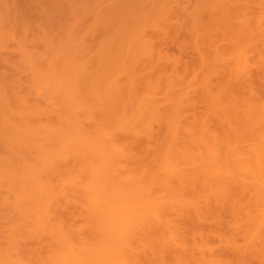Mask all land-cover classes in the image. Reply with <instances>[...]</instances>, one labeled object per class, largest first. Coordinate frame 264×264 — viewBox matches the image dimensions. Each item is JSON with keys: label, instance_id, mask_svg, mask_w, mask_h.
<instances>
[{"label": "rangeland", "instance_id": "1", "mask_svg": "<svg viewBox=\"0 0 264 264\" xmlns=\"http://www.w3.org/2000/svg\"><path fill=\"white\" fill-rule=\"evenodd\" d=\"M102 1H104V0H102ZM113 1L114 0H109V1L106 0L105 4H108V3L113 2ZM176 1H180L179 2L180 3L179 6L181 5L184 8H189V6H190L188 4V1L186 2L185 0H165L166 3L171 5L170 7H175L176 6ZM197 1L195 0L196 3H197ZM239 1H241L244 4L242 5L241 2H240V4H238ZM66 2H69V3L73 4V6H74L72 8V12H71L72 14H71V17H70L69 21H67V22L55 21V23L53 25H51L52 26L51 29H48V27L46 28V30H45V28L44 29H40L39 31H41V33H38V31H37V32H32V33L26 34V35L15 34V36L13 35L14 36L13 39H12V37L11 38L8 37L7 39L5 38V40H3L4 42L0 41L1 42V44H0L1 45V47H0V51L1 52L0 53H1V56L4 57V58H1V61L4 60V61H2L4 63V65H3V63L0 64V75H1V77L2 76H7V78L9 79V81H6V84L9 82L8 83L9 85H7L6 89H5L6 90L5 93L7 92V94H6L7 97H6L5 102L0 101V103H1L0 106H4V108L7 109V110L6 109H4V110L7 111L8 116H9V113H10L9 120L12 121L14 123V125L15 124H20L18 126L22 127V124H26V127H27V123H28L29 124L28 126L30 128H32V130H34L33 133L31 132V134L30 133L28 134V132L26 134L25 133L19 134V135H21L22 138L24 137L27 140H28V138H29V140L33 139V140H36L37 143L40 142L41 144L44 143V146H42L43 148L41 146L37 145L39 148L41 147V149L38 148V150H39L38 152H41L40 154L35 151V153H37L36 156H35L34 155L35 153L34 154L32 153L34 151L31 152L32 149H30L29 152L33 154L32 155L33 158L34 157L39 158V157H37L38 154L40 156H42V154H43V157H41V159L39 158V161H37L38 159L34 160L35 158L31 159L32 161L34 160L35 162L36 161L38 162V163L36 162V164L34 166L39 164V162L41 163L39 166L37 165V167H36V169L38 170L39 175L41 177H38V176H35V177H36L37 180H39L41 182L45 181V184H47L48 181H52L53 180L52 181V185H53L52 188H54L55 191H52L53 189L49 190V191L44 189V190H41L39 194H37L39 188L37 190H35V191H32L33 192V196H31V197L35 196V198H37V199H33V200L38 201L37 204L34 203V206L37 205V206H39V208L42 205L44 206L46 204V202L45 201H41L40 202V198H42V196L43 197L45 196L44 200H47L48 196H49V198H50L49 201L54 202L59 207V208H57L58 210H55V211H57L56 212V217L57 218H55L54 217L55 216L54 215L55 214L54 213V208H56V206L53 205L52 203H51L52 205L50 204L51 206L49 205V207L53 208L52 211L49 208L50 209L49 211L53 212V215L51 216V219H53V220L56 219L55 221L56 222L58 221V224L61 223V225H63L65 223L64 224L65 226L64 225L63 226L65 228H67V231L69 229L72 230V231L69 230L67 232L66 229H65V232H67V233L71 232L69 234L70 237L72 236L73 239L77 238V240H79L77 242L78 244L81 243L80 245H82V244H85L87 246L90 245L89 248L91 247L90 248L91 250H92V248L95 250L96 247H97V249L99 248V243L102 242V238H103L102 237L103 236V232H102L103 230H101L102 228L98 224V223H100V225H101V222L98 220V218H96L99 215L96 214L95 211L91 208L89 201H87V203H85L87 199L86 200L83 199V200H85V202H83L82 199L80 200L81 202L79 201L80 197H83V196H81L79 194H82V195L84 194V190H86V187H87L86 184L89 185L90 181H91V179H90L91 177L87 178V176H86L87 174H84V170H82L84 168L83 166L87 165L89 167V169L90 168L93 169L94 166L91 167V165H89L90 164L89 162H87V161L85 162V160L83 161L82 156L79 155V152H81V151L77 150V149H79V147H77V146H76L77 148H69V150L72 151V153H70V152L69 153L70 154H74V155L76 154V155L75 156L73 155L74 157L72 155H69L70 157H73L72 158V162H74V163H72L70 160L69 161L72 163V165H75V166H72L69 161H68V163L70 165L68 166V163L64 160L65 158H67V156L64 159L62 157H60L59 156V152L60 151H58L60 148L59 149H57V148L58 147H62L61 143L59 142V141H61L60 140L61 139L60 135L68 134V136L71 135V136L76 137L77 136L76 135L77 134L76 133L77 132V127L79 128V126L83 127V131H82L81 134H83V135L86 134L87 135L89 133V131L92 129L91 125L92 126L94 125L93 126V128H94L93 130L94 131L93 130L92 131L95 134L94 135H90L91 138L92 139H94V138L96 139V138H99V136H101L100 135L101 132L98 134L95 131L97 129L95 127V124H92V122L87 121V119L88 120L93 119V118H86L87 117L86 115H88L87 110H86V112H87L86 114L83 113V115H85V118H83V115L81 116L82 113H80V111H79L80 109H79L78 106L75 107L74 109L72 108L73 104H75V102L73 104H71L69 102L70 97H73L76 100L78 99V101L80 99H82V101L85 100V99L89 100V98H90V100L91 99H95L94 97H92V95H93L94 87H97L98 84H97V86L95 84L94 87H92L93 85L91 86V88H93V90H91V92H90V94H92L91 97H90L89 96L90 94L86 96L87 92H85V94H83L82 91L78 90L77 93H75L76 92L74 90L75 87L73 88V90L75 92L72 91V95H69V92L65 91L67 88L66 89L62 88V90L60 88V90L58 89V91H56V89L54 90V87H50L49 84H43V82H40V86L43 85L42 87L37 86V88H36L35 85L37 83L33 82V80L35 81L39 76H41L42 73H43L42 75H44V77L45 76L46 77L49 76L48 72H49L50 66L52 64L54 65L55 68L56 67L58 68V70H56L58 72H60V70L62 71V69H64V68L66 69V67H67L66 70H68V72L71 73V75L73 73L76 74L77 70H81V69L84 72L86 70V66L89 65V67H87V69L88 70L91 69L89 71H91L90 74H92V72H96V71H93V70H97V69H94V68H97L96 65H98V68L101 66V65L99 66V60H101V59H99V60H97V59L99 57L101 58L103 55H104L103 57H106L105 56L106 55L105 52H106V49L108 47L107 45L109 44L108 41H107L108 39L106 37H103L104 35H101V34L97 35V34H93V33L90 32L91 29H95V27H97V26L99 27L100 25H103L105 23L104 19H98V18L94 19L93 16H91V14L89 13L90 12V8L92 7V4L96 3L97 1L96 0H66ZM190 2H191L190 3L191 5L193 3H195V2H193V0H191ZM230 2L232 4L234 2H237V4H235V5H238V6L241 5L240 8L238 7L239 8L237 10L238 13H236V11H235L236 16L238 14V18L236 17L235 20L238 19V21H236V22L233 21V23L235 22L236 27L239 26L237 29H240V32L242 31V33H240V37L239 38H241L244 35L242 37V39L243 38L244 39H243V42H241V43L238 42V44H239L238 46L236 45L235 47H233V45H232L230 47V50L232 52L229 51L228 62H227L228 66L226 68H225V65H224L222 67L220 66V67L215 68L213 70L209 69L210 68L209 67L208 70H210L209 73L210 72H215L217 75L224 74L225 70L226 71H231L230 74H225V78H226L225 80L229 81L233 86H237V83L240 82L239 88L236 89V92L234 94L235 96L231 95L229 97L228 94L226 95L224 93L222 97L217 96V98H219L218 101H217L216 97L214 98V97L211 96V95H213L211 92L210 93L209 92L205 93V90L203 88H201L202 83H204V81H202L200 77H204L203 80H205V78H207L209 76V74L207 72H205L206 68H204V67H202L203 69L200 67L203 70V71L201 70L202 71V75H203V76H201V72L199 73L200 70L199 71L197 70V68L199 69V67H197V65L195 66V68H193L194 66L192 67L194 70H192V68L189 67L190 68L189 70L187 69V71H184L185 66L183 67V65H181L183 63H181V64L179 63L180 66H178V67L180 69L179 68L177 69V66H176V69L178 70V72H180V73H178L179 75L169 76L170 75L169 73H171V71L173 69H169L168 71L166 70V72H165V70L159 69L161 66H159L158 64H154L153 63L155 65V68H156V65L158 66V68L156 70H154L155 71L154 72L153 71L154 67H152L153 69H150L151 66L150 67L147 66V65L145 66V63H144L145 61H146V63L148 61L151 64V62L149 61L150 58H151L150 53L151 52L153 53L154 50L157 51L158 49L162 50L163 53L166 52V54H167V56H168V58H169V60L171 62L174 61V58H177V57L180 58L182 56H183V58L185 57V54L182 53V51H180L179 48H177V47H172V48L168 47L167 48V47L161 45V42H160V39H159V36H161L164 33V27L167 28L170 25H172L171 27H173V26H175L176 23L178 24V21L175 20V18L170 19L171 20L170 23H168L167 20H165L166 22H164L163 21L164 19L162 20V19H158V18H156V19L155 18H151V20H148V22H146V21L142 22L144 24H141V27L145 26L147 28V34H146V36H144L143 40L141 39V41H140V37H137L138 39L135 38V40H133V41H135V42H133V44L135 45V51L132 54L134 56V58H133V61H132L131 65H129V68L128 69L125 68L126 69L125 72H127V70H128L127 73H129V74L127 75V73H126L127 76H125V74L122 75V76L118 75L119 76L118 78H121L120 80H122L124 82L127 81V80L129 81V79H130L129 77H131V76L133 77L134 76L133 78H134L135 82L137 83L136 98L139 97V96H142V95L146 96V94L151 93V94H149L150 96H152L151 100H152V98L153 99L163 100L166 97H164L163 94L161 95V90H162V92L166 90L165 92H163L166 96L167 95H171V94L175 95L176 93L184 92L183 90H185L186 87L189 86L186 89V90L189 89L187 92L190 93V94L187 93L189 95V96H187V97H189V100H188L189 103L188 104L190 105L189 106L187 104L188 107H189V109L187 108V110H188V113H187L188 117L186 118L187 120L184 119L185 121H183V120L181 122L178 121L180 123H183L182 125L180 124V126H178L180 129L178 127H176V124H177L176 120H175L176 122H173L174 125L172 123H170V122L173 121V120L170 121V119H169L170 122L167 121V120H164V121L162 120L163 122H161V119H160V121L158 120L159 122L154 121V122L151 123V121H150L149 127L152 128L151 130H153L152 132H154L153 133L154 136L156 135L155 136L156 140H154L153 135H152V137H150L148 139H150V140L153 139L154 142H159V141L161 142L162 140H165L164 142L167 141L166 144L170 145L171 147H172V145H174V147H175V145H177V144H180L181 146L183 144V146L185 148L183 146H182L183 148L182 147L179 148L180 146L178 147V145H177L178 148H175V150H174L173 149L174 147L171 148L169 146L170 149L168 148V151H164V152H169L170 153L171 150L172 151L174 150V152H171L173 156H169V157H171L173 159L174 163H172V161H171V163H172V165L175 164L173 166L176 167V168H177V165H178V163H176V162H180L179 160H181V162L184 163L185 162L184 158H186V160H187V156L189 158H193L194 155L196 156V157L194 156L195 159H192V160H190L188 158L189 162L186 161V163H188V164L190 163L189 165L188 164L187 165L186 164L183 165L180 162L181 164L179 163V165H178L179 168L177 169V171L175 170L176 172H178V171H180V172L182 171L183 172V171L186 170L185 172L187 174H189V176L187 174H186V176H184V177H186L185 178L186 180L183 179L184 182H185L184 184L182 183L183 180L180 183V180L183 177L178 178L177 177L178 175L175 174V175H173V176H175L174 177L175 180H177V181H175L174 178L171 179L170 177H167V176H171V175H168L169 174L168 170L166 172L167 167H165V166L162 167L161 166L162 170H160V167H159V169L157 170L158 173H160V174L163 173L162 176H161V180H164L165 179L164 176L167 175L166 177H167L168 180L165 179L164 182L166 180L169 181L170 179L172 181L176 182V184H172V181H170V184L167 183V186H168L167 190H170L169 191L170 193L168 192L170 194L169 196H171L174 199L173 200V202H174V207L173 208H178V207H176V202L178 201L177 203L179 205V202H181V199H182V201L184 199V201L187 202V203L183 202L187 206L182 204V203H180L182 207L179 206L181 208H179L178 211L175 209L177 213H174V214H172V212H173L172 210L166 209L164 211L163 215H161L160 218H155L154 217L155 220L157 219L158 222L152 220V219H154L152 217V215H150L152 217V219H151V217L150 218L147 217L149 215L145 214V215H147L146 217H144L146 219L145 221H147V224H148V222L152 221L151 225H150V223H149L148 226H146L147 224L144 225V226L141 224L143 226V230H144V228H146L144 233H142L143 230H142L141 225L139 227H137L135 230L132 231V232H134V234H137L135 232H138L139 236H136V239L134 238L135 235L133 237H131V238H134V239H132L131 245H129V246H128L127 242H129L130 240L126 241L127 245L126 244H124V245H126L128 247L125 246L126 247L125 248L124 245L122 246V247H124L126 249L125 250L126 252L125 251L123 252L124 248L123 249L120 248L122 250V253L123 254L125 253L124 256L126 258L122 256L123 255L122 253H121L122 255H119L120 254L119 253L118 254L119 263H121V262L125 263L126 262L127 264H132V263L133 264H195V262H196V264H203V263L208 264L209 259H211L209 261V263L213 262L212 264H221V262H222V264L223 263L224 264H264V251H263V249H264V246H263L264 245V238H262L264 236V233L262 234V232L264 230V227H262L261 225H257V223H262V222H260V221H262L261 220L262 216L260 214L261 210H259V208L261 209L260 204H258L259 203V199L255 195L256 193L253 192L254 188H252V186L254 184L250 183L251 187H248L245 184L247 186V188H245V186H243L244 183H246V182L243 183V182L240 181V180H242V179H240L242 174L240 173L241 174L240 175L239 172H238V170H240V169L235 168L236 166H235L234 159H233L234 158L233 156H236L237 160H240V161H241V159H238L239 157H242L243 159H245V158L248 159L247 158L248 154H250V152H252L251 153L252 154L251 158H252V161H253V157H256V155H258L259 152H260V156L258 155L257 157H261L260 159H262V161L261 160L260 161L262 162V164H264L263 163L264 154H263V157H262L261 156L262 153H261V151H259V150H261L263 148V145H264V143L261 144L262 142H264V138H263L264 137L263 136L264 135V125H263L264 122L262 124V121H264V95H263L264 94V88H263L264 87V79L261 78V76L263 77V75H264V72H263L264 71V0H230ZM230 2H229V4H230ZM182 3H184V4H182ZM196 3H195V5H196ZM4 4L5 3L3 2L2 6H0V13L3 12L2 9L5 8V10H6L7 8L11 7L10 3H7L5 5ZM185 4H188V6L185 5ZM3 5H4V7H3ZM179 6H178V8H179ZM192 7H195L194 4L192 5ZM241 7H243L244 9L242 10ZM178 8H176V10H178ZM190 9H191V7H190ZM240 9H241V11H239ZM5 10L2 13V15L6 14ZM6 12H7V10H6ZM2 15H0V16H2ZM185 19H186L185 23L188 22V24H189L190 23L189 19L187 17ZM162 21H163V23H162ZM182 21H183V18H182ZM185 23H184V25H188V24H185ZM179 24H181V20H179ZM238 24H240V25H238ZM240 27L243 28V29H241ZM147 35H148V37H147ZM179 35H180V36H178L179 40L182 43H186L187 44V41L189 43L193 41V40H191L192 36L190 37L189 35H187V37L185 38L184 37L185 35H183V34H179ZM245 35L247 36V38L245 37ZM248 37L251 38V39L249 40ZM252 37H253V39H252ZM149 38L152 40V42L155 41V45H157V46L154 45V48L151 47L152 50H153V51L151 50V52H150V49H148V44H147L148 42H146V40H145V39L150 40ZM127 39H125V41ZM242 39H240V40L242 41ZM238 40L239 39H237V41ZM251 40H253V42ZM261 40H263V41H261ZM142 41H144V42H142ZM257 41L260 42L258 44H260L261 46H258ZM5 42H7L6 43L7 46L6 45L4 46ZM116 42H118V41H116ZM2 43H3V46H2ZM145 44H147V45H145ZM234 44H236V43H234ZM187 45L189 47L190 44H187ZM258 47H260V48H258ZM104 48H105V51H104V54H102ZM5 51H6V53H5ZM145 51H146V53H145ZM148 52H149V54H148ZM163 53H162V55H163ZM7 54H8V56H7ZM190 55L192 56L193 52H191ZM194 55L196 56V54H194ZM148 57H149V59H148ZM5 58H6L7 61H5ZM143 60H145V61L143 62ZM47 62H49V63H47ZM50 62H52V63H50ZM167 62H168V60H167ZM47 64H49V65H47ZM120 64L117 63V67L116 68H118L119 67L118 65H120ZM150 64H148V65H150ZM84 65H86L85 69H84ZM104 65L107 66V64H104ZM104 65H102V66L104 67ZM122 65H123V63H122ZM110 66H112V64ZM110 66H109V68L105 67L106 69L102 68L103 71H102V69L100 70L101 75L104 74V71H106V70L108 71L109 70L108 72L106 71L107 73L105 72V74H104L105 76L103 75V78L105 77L104 79H106L107 75H109L110 77L111 76L114 77L117 73L120 74L121 73L120 71H123L121 69L122 68L121 66H120L121 68H119V69L114 68L115 67L114 64H113L112 67H110ZM47 67H49V68H47ZM235 67H237V68H235ZM113 68L116 69V71H118V72H115V70ZM110 69H113L114 71L111 70L112 71L111 72ZM204 69H205V71H204ZM88 70H86L84 73L85 74H89ZM243 70H248V73L246 75L249 74V76H250L251 73L253 74L252 77L254 79V85H255L253 87V89H254L253 92L256 90L255 92H257V93L254 92V93L251 94L250 91L247 89V87H245L247 85L246 84L247 80H246V78H244L246 80V81H244L243 77H247V76H245V75L242 76V74L245 73V71H243ZM56 71L54 70L53 74L57 73ZM151 71H152L151 75H153V77L148 75ZM156 71H157V74H158V75L156 74L157 76L155 75ZM174 71H175V69H174ZM81 72L82 71H78L77 72L78 75L84 74L83 72L82 73ZM125 72L123 71V73H125ZM160 72H162V74L160 75L161 78H158ZM203 72H204V74H203ZM249 72H251V73H249ZM123 73H121V74H123ZM165 73L168 75V76L166 75L167 78L165 77ZM175 73H176V71L174 73L172 72V74H175ZM75 74H73V75H75ZM94 74L96 75L97 73H94ZM197 74L200 75V76L198 77ZM207 74H208V76H207ZM56 75H58V73ZM56 75H53L52 77L55 78ZM101 75L99 74L98 76H101ZM20 76L22 78H20ZM59 76H57V78H59ZM87 76H89V75H87ZM109 76L107 77V79L109 78ZM239 76L241 77V79H240ZM74 77H76V76H74ZM150 77H151V80H150ZM71 78H73V76ZM103 78H101V83L104 82ZM211 78H213L214 81H217L216 78H218V77L214 76V77H211ZM45 79L46 78H44V80ZM47 79H48V77H47ZM91 79H90V82L94 81V78L92 80ZM95 79L97 80V79H99V77L98 78L96 77ZM107 79L105 81H107V83H108L109 80H107ZM238 79H240V80H238ZM21 80H23V81H21ZM50 80L52 81L53 79H50ZM59 80H61V79L59 78ZM48 81H49V79H48ZM55 81L56 80H54L53 82L55 83ZM61 81H63V80H61ZM98 81L100 82V80H97L96 82H98ZM151 81L153 82V86L155 85L154 88L151 85H149V84H152ZM174 81L176 82L177 86H174L173 89H177L179 91L171 90L172 89V87H171L172 85H170V87L168 86L170 83L174 84L175 83ZM38 82H39V80H38ZM255 82H257V83H255ZM12 83H14V84H12ZM32 83H35V84H32ZM59 83H61V82H58V84ZM105 83L106 82L103 83V87H102L104 89H105V87H104ZM157 85H159V87H162V88H159L160 90H158V86ZM44 86L47 87V89L44 88ZM100 86H102V85L99 83L98 88ZM150 86H151V89H150ZM98 88L97 89L95 88L96 89L95 91L101 89V87H100V89H98ZM152 88L156 89L155 92H154V90ZM104 89H103V91H104ZM87 90H90V88H87ZM150 90H151V92H150ZM167 90H169V92H167ZM170 90L174 91V93H170ZM239 91H240V94H239ZM107 92L108 91H106V93ZM103 93H105V91ZM207 94H208V96H206ZM214 94H215V92H214ZM150 96H148V95L146 96V97H148L147 100L150 98ZM253 96H254V98H253ZM258 96H260V97L257 98ZM262 96H263V98H262ZM76 97H78V98H76ZM87 97H89V98H87ZM169 97H171V96H169ZM208 97H210V98H208ZM141 98H144V97H140L138 99H141ZM213 98H214V100H213ZM258 99L260 100L261 103L256 101ZM82 101L80 100V102H81L80 104L77 103L81 107V109L83 108L82 104L85 105L84 102H86V101H83V102ZM92 101H90V102L88 101L89 103H86V104L89 105L87 107H90L91 105H92L91 106L92 108L95 107L93 105L95 102H92ZM95 104H96V107H97V103H95ZM246 108H248L247 109L248 111H246ZM241 109L245 110V113L247 112L245 117L243 116V115H245V113H244V111L242 112ZM9 110H11V112H8ZM14 110L16 111V114H15L16 116L15 117L11 116L12 112H13V114L15 113ZM76 111H79V113H80V114H78V112H77V114L80 115V117L79 116L78 117L82 118V121H81L82 124L80 123V120L77 117V115H75ZM150 111H152V110H150ZM150 111L148 110L147 112L150 113V114L152 113L151 115H153L154 112H150ZM23 112L25 113V114H22L24 116H22L20 114V113H23ZM74 112H75V114H74ZM83 112H85V111H83ZM147 112H145V113L147 114ZM39 113H43V114H40V116L42 115L41 118H39L40 117ZM46 114H48V115H46ZM59 114H60V117H59L60 120L57 117V115L59 116ZM150 114H148V115L143 114L142 115V117H144V115L147 117V121L145 122V118H143V121L141 119L142 117L139 118L140 120L138 119V116L139 115L141 116V114H139V110L130 108L128 110V117L126 115V118L122 117V116H125V115L121 116V114H120V116L118 114V117L115 116L118 120H114V118H113L114 116L110 117V118H107V119H111V121L112 120L115 121V122L112 121L113 122V126H114L113 129H115V128L117 129L116 126H118V128H121V126L124 125L122 127L123 131H121V132L119 131L120 134L117 133L118 136L116 134H115L116 137L113 135L115 137V141L117 139V142H118L117 145L118 144H120V145L122 144V146H120V148L122 147V149L124 150L125 147L127 145H129L127 142H131L132 143V141H130V136L133 138L132 139L133 140V143H132L133 145L132 146L129 145V147H126L127 150L129 149L130 151H132L135 154V155L133 153H132L133 155L129 154V155L134 156L132 159H129V161H132V163H131L133 165L132 169H135V168L137 169V166H138L137 164H139V163H140L139 166L142 165V167H144L143 164L145 163L146 166L149 168V167L154 165V164H152L150 162H152V161L156 162L153 159V157L149 156L150 152H149V150H147V148H148V149H150L151 152H152V150L154 152V150L156 148L154 149L153 147L156 146V143L152 142L154 144H150L151 141L148 140L149 143L147 141H145V140H147V136L145 137V139H144V136L140 137V136H142V132H141V135H139L140 133L138 132L137 138L132 136L133 135L132 132L128 133V132H130V130L133 131L132 129L135 128L134 126L139 127V129H141L143 127V130L147 129L148 128L147 127L148 118L151 119V117H150L151 115ZM247 114L251 115V116H248ZM19 115H20L21 118L19 117ZM97 115H99V113H97ZM235 115H237L238 117L235 116ZM261 115H263V116L261 117ZM95 116H96V114H95ZM99 117H100V115H99ZM99 117H97V119ZM152 117H154V115ZM233 117L234 118L236 117L237 119L235 120ZM246 117L249 120L251 119L252 121H249ZM259 117H260V119L262 118V121L259 120ZM240 118H242V119H240ZM125 119L127 121H130V120L133 119V122L137 123L138 125H136V124L133 125V127H134L133 128V127H131L130 123H126L127 121ZM228 119H231V122H234V123H231V126L233 125L232 128H234V130L238 128L235 131L240 130L239 127L241 128V131L234 132L232 130V128L230 129L231 126H230V121ZM232 119H234V120H232ZM237 120L238 121L240 120V121L238 122ZM258 120L261 122V124H259L258 129H256L255 126L253 127V125L255 123V125L257 126V124L259 122ZM10 121H8V122H10ZM111 121H109L108 125L110 123H112ZM242 121L246 125L242 124ZM43 122L46 125H49V123H51L50 125L51 126L53 125L55 127V129H57L58 132L57 133L52 132L53 134L50 133L48 131L49 130L48 127H51V126L49 125L47 127V130H46L45 127H44L45 125L42 124ZM101 122H102V120H101ZM106 122H107V120H106ZM143 122L146 123V124L144 125ZM2 123H3L2 122V118H0V128L3 126ZM93 123H94V120H93ZM250 123H251V125H250ZM104 124H106V123H104ZM128 124H130L131 129H129L130 127H128ZM234 124H236L237 126L239 124V126L237 128H235L236 125L234 126ZM249 125H250V127L252 126V128L255 129L256 131H254L252 128L248 127ZM103 126H105V127H103ZM103 126H102V128H104V129L110 128V126L112 128V124H110L109 127L107 125H103ZM242 126H243V128H244V126L245 127L247 126L248 129H247V127L243 129ZM21 127H19V128H21ZM54 127H53V129H54ZM89 128H91V129H89ZM27 129H29V128H27ZM122 129H120V130H122ZM137 129L138 128H136L135 130H137ZM178 129H179V131H178ZM188 129H189V131L192 134H195V133L197 134V136L193 135V138L197 137V139L195 138L196 142L191 137L192 136L191 134H190L191 135L190 137L192 138L191 140H193V141L189 140L190 139L189 136L185 137L186 134L189 135V133H187ZM118 130L119 129H117L116 131L118 132ZM125 130H127L128 132L125 131ZM143 130H141V131H143ZM229 130H230V132H228ZM16 131H18V130H16V129L14 130L13 129L14 133ZM109 131H111V130H109ZM176 131H178L177 134L180 133V136L178 134V137H177V134H176V136H175L176 140L174 138V141H176L177 144H175V142L174 143L172 142L173 138L171 139V136H174L173 133H175ZM231 131H233L234 133H232L231 137H228V136H230ZM248 131L249 132L252 131V133L249 134ZM207 132H209V134ZM258 132H260V134ZM261 132H262L263 135L261 134ZM143 133H145V132H143ZM81 134H80L79 137H81ZM181 134H183V135H181ZM233 134H235V135H233ZM86 135H84V136H86ZM88 135L86 137H88ZM102 135H103V133H102ZM169 135H170V137H168ZM214 135L218 136V137H215ZM238 135H240V136L242 135V138H244V139H242L241 137L239 138ZM68 136L65 135V139L62 138V139H64L63 140L64 141L63 144H65L66 146L73 147L74 145H77V144L79 145V142H85L86 141V137H83V138L81 137L80 139H78L79 140L78 142L75 141V142H77V144L76 143L75 144H71V142L73 143V141L68 142L67 141L68 140L67 139ZM181 136L183 137V139L185 138L184 140L187 141L188 143L191 141L190 146H187V142L185 143L186 146L184 145V141L182 140ZM213 136L215 137L214 139H213ZM234 136H235L236 140L234 139ZM237 136H238V138H237ZM35 137H37V138H35ZM58 137H59V140H57ZM102 137H104V136H102ZM166 137H167V139H166ZM179 137L181 138L182 141L179 139ZM252 137H254V138H252ZM260 137L263 140H261ZM91 138L88 137V139H91ZM109 138L112 139V137H109ZM69 139H72V138H69ZM88 139H87V141H88ZM95 139H94V141H95ZM99 139L100 140H104L105 138H101L100 137ZM99 139H97L98 141L97 140L96 141L99 142ZM134 139L136 141H134ZM168 139L170 140V142H168ZM33 140H31L29 142L31 143V142H33ZM207 140H209L210 142L207 141ZM226 140L227 141L228 140H233V141H228V143H227ZM256 140H258V141L256 142ZM107 141H108V139H106V141H105L106 143H102V145L103 144L107 145V143L109 142V141L108 142ZM115 141L113 139V143ZM179 141L182 142V144ZM203 141L205 142V144L207 143L208 145H211L210 149H213V147L215 149H218L219 147L222 146L221 144H223L225 142L226 143L223 144L224 145L223 148H227V149L229 148L230 152H231V149L233 147H236V150H234V148H233V150L235 151V154L232 157H230L231 155H229V153H227L230 158L226 157L227 160L231 159V158L233 159V163H234L235 167L233 165L231 167V165H230V161L232 159L230 161L228 160L229 161L228 164H229L230 167L228 165H225V168H224V165H222L223 163L220 164L221 166H219V164H218V166L215 167V171L213 170L214 169L213 166H209V165L206 166V164L200 162L202 159L205 158V156L207 155L206 152L208 151L207 150L208 148L205 147V144L203 143ZM97 142L92 144V145L95 147V145L98 144ZM239 142H241V144L243 143L242 145H244V146H240L241 144L237 145V143H239ZM34 143H35V141H34ZM91 143H93V141ZM134 143H135V145H134ZM230 143H232V145ZM258 143L261 144L262 147ZM89 144H90V142H89ZM123 144L126 145V146L124 145V148H123ZM149 144L152 146L153 149L151 148V146ZM202 144L204 145V148L207 151L203 148ZM228 144L230 146H232V147L231 148H230V146L227 147ZM247 144H250V145H247ZM100 145H101V143H100ZM100 145L98 147H100ZM208 145H207V147H209ZM255 145H258V146L255 147ZM31 146H34V145H32V143H31ZM146 146H147V148H146ZM157 146L160 147V144H158ZM248 146H249V148H248ZM88 147H90V145ZM161 147L164 148L163 144H162ZM189 147H192L193 150H195V152L191 151V154L187 153L188 150L186 151V148L187 149H191ZM251 147H252L253 150L251 149ZM259 147H261V148L259 149ZM32 148H35V146L32 147ZM144 148H146V150ZM245 148H246V150H245ZM62 149H63L64 152H66L65 149L67 150V147H64ZM126 149L123 152H126ZM177 149H178L179 152H177ZM202 149H204V150H202ZM221 149L222 148H219L218 151H220V152L226 151L227 152V150L222 149V151H221ZM5 150L6 149H4V151ZM33 150H36V148L33 149ZM128 151H127V153L124 154L125 156H129L127 154L131 153V152H128ZM143 151H146L145 155H141V154H143ZM175 151L178 154L175 153ZM239 151L241 153L238 154ZM9 152L10 151H8V152L6 151L7 154ZM197 152H199V154H200L199 155V160H198V156H197L198 154H194V153H197ZM226 152H225V155H226ZM255 152H256V154H255ZM2 153L3 154L0 153L1 156L4 155V154H5L4 156H7V154L4 153L3 151H2ZM136 153H138V154H136ZM147 153H148V155H147ZM171 153H170V155H171ZM231 153H234V152H231ZM263 153H264V150H263ZM11 154H10L11 158H9V160H12V158L16 157L15 154H13V153H11ZM188 154H190V155H188ZM237 154H238L239 157H237ZM10 155H9V157H10ZM78 155H79V157H78ZM151 155H152V153H151ZM176 155H177V157L180 156V155L181 156L185 155V156L184 157L180 156L179 160H177V157L175 158ZM140 156H141V158H140ZM136 157H138L139 159H136ZM248 157H250V156H248ZM257 157H256V159H257ZM30 158H32V157H30ZM30 158L28 160H30ZM236 158H235V160H236ZM251 158L248 159L247 161H251ZM144 159H147L148 162L146 160H144ZM256 159H254V161ZM143 160L146 161V162L141 164V162H143ZM227 160L225 159V164L227 163ZM30 161H27V162H30ZM124 161H127V164L129 162L128 160H125V159H124ZM157 161H159V160H157ZM160 161H162V160L160 159ZM247 161H244V162H247ZM31 162H30V164H31ZM167 162H168V167H169V165H171L169 163V159H168ZM195 162H197V163H195ZM199 162H200L201 165L199 164ZM23 163H22V165H23ZM79 163H81V165ZM233 163H231V164H233ZM252 163H253V165L249 164V165L252 166L251 169H253L255 167V165L257 164V163L254 164V162H252ZM17 164L18 163H16L15 167H13L14 168L13 170L11 169L10 171H8L9 173H12L14 176H15V174H17L16 173V171L18 170L17 169L18 168ZM25 164L26 163H24V166L22 168H25ZM33 164H34V162H33ZM33 164H32V166H33ZM131 164L129 162L128 165H131ZM159 164H161V162ZM16 165H17V168H16ZM20 165H21V163H19L20 171H17V172L20 173V175L23 174L22 178L25 179V176H27V175L29 176L30 175L29 173H31L33 170L31 169L32 171L29 172L30 170L25 168V169H23V170H25L24 172H27L29 170L28 171L29 173H24L23 171L21 173V166L22 165L21 166ZM27 165H28V163H27ZM76 166L77 167L79 166L78 167L79 170L82 168L81 169L82 172H83V173H81L82 175L79 173V171L76 172L78 170ZM99 166H100V164H99ZM99 166H97V167L99 168ZM199 166L201 168H199ZM247 166H248V164H247ZM27 167H29V166H27ZM74 167H75V170L77 169L76 171L73 169ZM196 167H198V168H196ZM209 167H212V169L211 168L209 169ZM257 167H258V165H256V169H257ZM69 168L71 169V172L74 170L73 173L77 174V176L79 174L81 175V179L83 178V181L78 178L79 179V183L78 182L77 183L81 184L84 189H80L81 188V186H80V188H78V190H77V186L75 184H72L73 187H74V190L72 188L69 189V187H71V186H68L67 188H64V190H61L59 185H61L62 183L61 184H58V183H59L60 180H61L60 182H62V179H61L62 177L66 178V179H67V177H69V176H67V174L70 172ZM155 168L157 169L158 167H155ZM180 168H182V169H180ZM129 169H131V168H129ZM149 169H151V168H149ZM256 169H254L255 171L254 170L253 171L254 172H256V171L258 172V170H256ZM217 170H219L218 174H217ZM0 171L3 172L4 169H1ZM211 171L212 172L214 171V173H212ZM228 171L230 172V174H229ZM57 172H58V174H57ZM71 172L69 174H72ZM185 172H183V175L185 174ZM224 172H227L226 175L228 174L227 176L224 177L225 179L222 178L224 176ZM165 173H166V175H165ZM193 173H195V174H193ZM209 173H212V174H209ZM0 174H3V173H0ZM32 174L33 173H31V175ZM196 174H197V176H196ZM6 175L7 174H5L4 177ZM18 175L19 174H17V176ZM192 175H193V177H192ZM214 175H215V177H214ZM2 176L0 175V177H2ZM72 176H74V175H72ZM208 176H212V177L210 178ZM233 176H237V177H233ZM243 176L246 179V176L244 174H243ZM8 177H10V176H8ZM12 177L13 176H11V178ZM217 177H218V179H217ZM13 178H15L14 181H16L17 178L16 177H13ZM58 178H59V180H57ZM194 178H196L197 180L194 179ZM73 179H75V177ZM88 179H90V180H88ZM20 180H21V177H20ZM86 180L89 181V182L87 183ZM219 180H221V181L225 180L226 182L224 181V183H223V181L221 182ZM228 180L229 181L231 180V182H237V183H234V184L232 183V185H231V183ZM10 181L9 182L0 181V183L2 182V186H0V260L6 258V259H8L10 261L11 260L14 261V259L18 258V260L20 262L18 260H16V261H18V263H20V264H24V263H26V264H54V262L57 261L58 258H59V256H57L58 253L57 254L55 253L56 250L59 247L58 248L55 247L57 245L52 243V244L55 245L53 247L52 244H49V243H51L52 241L56 243L57 242L56 238H55V240H54V238L52 239L51 235L48 234V232H47V234H45L46 231L44 232L45 236H43V235L34 236V234H32L30 236L29 232L36 233V232H33V230H31V229H30L31 231H29V228L34 227V231H35V228H36V226L34 225L35 224L34 221H32L31 220V216H29V213L30 212L32 213V211L25 212V208L21 207L23 205L22 203H20V206H19V203H18L19 199L17 201L16 198H15V195H14V194H16V190H11V188H9L11 186L10 185ZM28 181H31L32 183L34 182L33 179H31V178H29ZM65 181L66 180H64V182ZM17 182H19V179H18ZM27 182H24V183L27 184ZM75 182H76V180H75ZM175 182H173V183H175ZM177 182H179L183 186L181 188H176L177 186H179V183H177ZM215 182H217V184ZM228 182L230 184H228ZM24 183L22 182V186H23ZM66 183L69 184L68 181ZM70 183H73V182H70ZM131 183H133V185L137 186V184H134V182H131ZM131 183L127 184L125 182L124 184L127 186V185H131ZM240 183H242L241 184L242 186L240 185ZM26 184H24V185L26 186ZM43 184H42V186H43ZM121 184H120L119 187L124 189V187H125V186H123L124 184L122 186H121ZM238 184L240 185V187H239ZM7 185H10V186H7ZM29 185H30V183H29ZM35 185H36V183H35ZM35 185L33 187L34 189H35ZM12 186L18 187L17 184L14 185V183H12ZM25 186H23V187H25ZM63 186L66 187L65 185L62 184V187ZM136 186L133 187V189L136 190ZM130 187H132V186H130ZM137 187L140 188L139 185ZM172 187H173V189H171ZM236 187L238 189H240V190H238ZM253 187H255V185ZM138 188H137L136 191L135 190H133V191L136 192V193L137 192L139 193L140 190L138 191ZM12 189H14V188L12 187ZM30 189H27L26 192H29ZM66 189L70 190V191H68L69 193L71 192L70 196H69L68 192H65ZM128 189H127V192L131 193L132 188H130L131 189L130 191H128ZM155 189H156L157 193L160 192V188H159L158 185H156ZM25 190L24 191L22 190V192H24L23 198L26 197L25 196ZM71 190H73V191H71ZM176 190H178V191H176ZM18 191L19 192L17 193L18 194L17 197L19 198V195H20V199H21L20 190H18ZM74 191H76V193L72 194V192H74ZM240 191L243 192V194ZM248 191H250L249 194H248ZM54 192H55V194H59L58 196H56L57 197L56 199H57V201L60 200L61 204H60V201H58V202L57 201H53L55 199V198H52V196L54 197V195H53ZM49 194L50 195L52 194V195L50 196ZM134 194L135 193H133V195ZM141 194H142L141 192H140V194H137L138 197H136V198L137 199L140 198ZM160 194L165 195V194H167V192L163 193L161 191ZM172 194H173L174 197L172 196ZM176 194H178V196H179V194L182 195L179 198L180 200H176V198H178V196ZM246 194H247V197H249V196L250 197L246 198ZM251 194L254 195V196H252ZM29 195H30V192H29ZM76 195L77 196L79 195L80 197L78 196L79 199L77 198V199H75V201H72L73 202V204H72V202L70 200H74L73 197L76 196ZM133 195L131 193V197ZM63 196H64V198L67 197L66 199L70 198L69 201L64 202L66 199L64 200L62 198ZM135 196H136V194H135ZM142 196L143 197L140 200H143L144 195L142 194ZM166 196H168V194ZM175 196H176V198H175ZM31 197L29 196V198H31ZM85 197L86 196L84 195V198ZM23 198H22V200H20V202L23 201V203H25ZM133 198H134V196H133ZM243 198H244L245 201L243 200ZM253 198L255 200L257 199L256 200L257 202L255 200H254V202L251 201V199L253 200ZM247 199H248V201H250V204L248 203ZM28 200H30L31 202H35V201L32 200V198L28 199ZM62 200H64V201H62ZM134 200H135V198H134ZM25 201L27 202L26 198H25ZM135 201H137V200H135ZM39 202L43 203V204L40 206ZM74 202H76V203H74ZM115 202H116V200L114 201V203ZM253 203L254 204L256 203V204L254 205ZM70 204H71V206H70ZM118 204H119V202H118ZM248 204H249V206L251 205L250 208L253 207V209H248L249 208ZM183 205L186 206V208H183ZM246 205H247V207H246ZM84 206H88V208L91 209L90 212L87 211L86 209H84L83 208ZM27 207H30V205L27 206ZM42 207H41V209H43ZM20 208H23V209H21L23 212L20 210ZM46 208H48V206H44L45 210H46ZM27 209L28 208H26V210ZM30 209L33 210V208H31V207H30ZM84 210H86L87 213H85ZM249 210L250 211L252 210V212H250ZM253 210H255V211H253ZM256 210L258 212H260V213H257V214H259V216L255 213V212H257ZM24 212L28 214L29 221H28V218H26L27 214H24ZM50 212H48V213H50ZM247 212H250V214L248 215ZM91 213H92V215L89 216ZM51 214L52 213H50L49 215H51ZM124 215H126V214L122 210L121 213H120V217H124ZM253 216H255V217H253ZM257 216L260 217V221H259V218ZM93 217L95 218V220H94ZM88 218H91L93 223L90 222V219H88ZM148 218H149V220H147ZM166 218L168 220H165ZM254 218H255V221H253ZM250 219H252V220L250 221ZM21 221H23L25 223V225L23 223H22L23 224L22 225ZM26 222L28 224L29 223L32 224V227H30L31 226L30 224H29V227H28L27 226L28 224ZM153 222H156V223H154L155 225L152 224ZM169 222L171 223L172 226H170ZM90 223H92L93 225L94 224H96V225L92 226V224H90ZM253 224H254V226H253ZM156 225L158 226V228H157ZM255 225L257 227L259 226L258 227L259 229H257V227ZM58 226L60 227V225H58ZM95 226L97 227V229L94 228ZM176 226H177V228H176ZM59 227L56 228V229L58 230ZM70 227H72V229ZM21 228H23V230H25V231L23 232V230L22 231L19 230ZM62 229H60V230L62 231ZM36 230L38 232L41 231V230H38V229H36ZM259 230H261V231L259 232ZM99 231H101V233H99ZM152 231L155 234H153ZM171 231L174 232V233H172ZM65 232H64V235L66 234L65 236H68V234L65 233ZM97 232H98V234H97ZM139 232L141 234H139ZM25 233H27V234H25ZM73 233H74V236H73ZM131 233L129 232L128 234H131ZM251 233L255 236L256 239L253 238L254 236ZM100 234H102V235H100ZM146 234H148V235H146ZM173 234H174V236L176 235L175 236L176 238L174 237V239H169V238H172L170 235H173ZM38 235H40V234H38ZM131 235H129V237ZM138 237H141V238H138ZM131 238H129V239H131ZM261 238L263 239V241L260 240ZM69 239H71V238H69ZM73 239H72L73 243L76 242ZM95 240L97 242L98 241H100V242L97 243ZM170 240L171 241H176V242H178V240H179L180 242H178L177 245H174V243L170 242ZM94 242H95V244H94ZM60 244L61 243H58V245L60 247H62V245H60ZM97 244H98V246H96ZM74 245H75V243H74ZM194 245H195V247H194ZM198 246H200V247H198ZM204 246L207 247L208 250H206V248ZM262 246H263V248H262ZM233 247H235L236 249L233 248ZM183 248H185V250H183ZM197 248H198V250L196 251ZM203 248L206 251L203 250ZM14 249L15 250L18 249V250H16L17 251L16 253H15ZM79 249H80V247H79ZM238 249H240V250L237 251ZM255 249L258 250V253H257V250H255ZM121 250H119V252ZM57 251H59V249ZM10 252H11V254H10ZM128 252H129V255H127ZM201 253L204 254V256H206L208 259L206 257H204ZM259 253H261L262 255H260ZM51 254H53L54 256H51ZM197 254H198V259L199 260L197 259ZM240 254H243L244 256L242 257V255H240ZM257 254H258V256H257ZM121 256L123 257L122 259H120ZM50 259H51V261H53V263H50L51 262ZM204 259H206V260H204ZM8 260H5V261H8ZM122 260H125V262L122 261ZM203 260L205 262H203ZM21 261H23V262H21ZM85 262H81L80 261V264L85 263ZM91 262L92 261H88L87 263L90 264ZM0 263H1V261H0ZM55 264H56V262H55ZM76 264H79V263H76ZM92 264H95V263L92 262Z\"/></svg>", "mask_w": 264, "mask_h": 264}, {"label": "bare ground", "instance_id": "2", "mask_svg": "<svg viewBox=\"0 0 264 264\" xmlns=\"http://www.w3.org/2000/svg\"><path fill=\"white\" fill-rule=\"evenodd\" d=\"M97 2L96 3H94V4H92V7L90 8V14H91V16H93V18L94 19H96V18H98V19H104V21H105V23L103 24V25H100L99 27L97 26V27H95V29H91V33H93V34H97V35H99V34H101V35H104L103 37H106L108 40V47H107V49H106V57H99L97 60H99V59H101V60H99V66L101 67H99L98 68V65H96L97 66V68H94V69H97V70H93V71H96V72H92V74H90V72L91 71H89V70H91V69H87V67H89V65L88 66H86V65H84V69H85V66H86V70H88L89 71V74H85L84 72L86 71H84L83 72V70L81 69V70H77V72L78 71H82L84 74H82V75H78V73L76 72V74L75 73H73V74H75V75H71V73H69L68 72V70H66L67 69V67H66V69L64 68V69H62V71L60 70V72H58V71H56V70H58V68L56 67H54V65L52 66L51 64V66H50V70H49V76H47L48 77V79H49V81H48V79H47V77L45 76L44 77V75H42L41 74V76H39L35 81L33 80V82H35V83H37L35 86H36V88H37V86H40V82H43V84H49V86L50 87H54V90L56 89V91H58V89L60 90V88H61V90H62V88L64 89H66L65 91L66 92H69V95H72V91H74L75 93H77V91L79 90V91H82L83 92V94H85V92H87V94H86V96L87 95H89L90 94V92H91V90H93V88H91V86L92 87H94L95 86V84H96V86H97V84H98V86H99V83L102 85V86H100L101 87V89H100V87L98 88V86L97 87H94V90H93V95L92 94H90L89 96L91 97V95H92V97H94L95 99H91L90 100V98L89 97H87V98H89V100L87 99H85V100H83V101H86V102H84L85 103V105H83L82 104V106H83V108L81 109V107L78 105V104H80L81 102H80V100L82 101V99H80L79 101H78V99L76 100V99H74L73 97H70V99H69V102L71 103V104H73L74 102H75V104H73V109L75 108V107H79V111H80V113H82L81 114V116L83 115V113L84 114H86L87 112H88V115H86L87 117L86 118H93V119H91V120H88L87 119V121H90V122H92V124H95V127L97 128L95 131L99 134L100 132V135L101 136H99V138L101 137V138H105L104 140H100L99 138H94L93 136V138L95 139V141H94V139H92L91 138V136L90 135H94L95 133H93V126L91 125V128H89V129H91L90 131H89V135H88V137L89 138H91V139H88V137H86L87 135L86 134H84V135H86V136H84L83 134H81L82 133V131H83V127H80L79 126V128L77 127V136L76 137H74V136H68V134H63V135H60L61 137V141H59L60 143H61V145H62V147H58L57 149H59L58 151H60L59 152V156L60 157H62L63 159L67 156V158H65L64 160L68 163V161L70 160L71 162H72V158L76 155H74V154H70V153H72V151L71 150H69V148H77V147H79V149H77V150H79V151H81V152H79V155L80 156H82V159H83V161L85 160V162L87 161V162H89L90 164L89 165H91V167L92 166H94L93 167V169H89V167L87 166V165H85V166H83L84 168L82 169V170H84V174H87L86 176H87V178L88 177H91L90 179H91V181H90V184L89 185H87L86 184V190H84V194L82 195V194H79V195H81V196H83V197H80L79 195V197H80V199L78 198V196L76 197V196H74L73 197V199L74 200H70L71 202L72 201H75V199H79V201L82 199V201L83 202H85V200H86V202L85 203H87V201H89L90 202V206H91V208L95 211V213L96 214H98L99 216L98 217H96V218H98V220L101 222V225H100V223H98L99 224V226H101V230H103L102 232H103V238H102V242L101 243H99L100 241H96L97 243H99V248L97 249V247L95 248V250L92 248V250L89 248V246H87V245H85V244H82V245H80V244H78L77 242L79 241V240H77V238L75 239H73L72 238V236L70 237V233H67L68 231H67V228H65L63 225H61V223L60 224H58V221L56 222L55 220H53V219H51V216L53 215V212H50L49 210L51 209V211L53 210V208H51V207H49V205L52 203L53 205H55L56 206V208H54V217L55 218H57L56 217V212L57 211H55V210H58L57 208H59L58 207V205L57 204H55L54 202H52V201H49V196H48V199L47 200H44L45 198V196L43 197L42 196V198H40V202L41 201H45L46 202V204L44 205V206H48V208H46V210L44 209V206L42 205L43 203H40L39 202V204H40V206L44 209H41V207L39 208V206H37V205H35L34 206V203L35 204H37V202L38 201H35V200H33V199H37V198H35V196L34 197H31V196H33V192L32 191H35V190H37L38 188V192H37V194H39L40 193V191L41 190H44V189H46L47 191H49V190H52V191H55L54 190V188H52L53 187V185H52V181H48L47 182V184H45V181H39V180H37L36 179V177L35 176H38V177H41L40 175H39V172H38V170L36 169V167H37V165L39 166L41 163L39 162V164H37L36 166H34L35 164H36V162L37 161H39V158L41 159V157H43V154H42V156H40L39 154L41 153V152H38L39 150H38V146H44V143L43 144H41L40 142H36V140H33V139H30L29 140V138H28V140L27 139H25L24 137L22 138L21 137V135H19V134H22V133H27L28 132V134L30 133L31 134V132L33 133V131L34 130H32V128H30L28 125V123H27V127H26V124H22V127L21 126H18V125H20V124H15L14 125V123L12 122V121H10L9 120V116H10V113H9V116H8V114H7V111H5L4 109H6V108H4V106H0V118H2V124H3V126L0 128V153L1 154H3L2 153V151L4 152V153H6V151L8 152V151H10L11 153H13V154H15L16 155V157L15 158H12V160H9V158H11V153L9 152L8 154H7V156H4V155H2L1 156V154H0V168L1 169H4V171L2 172V171H0V173H3L4 175L5 174H9L8 176H10V177H8L7 175L4 177V175L3 174H0L2 177H0V181H7V182H9L10 180V185L12 186V183H14V185H16L17 184V186L18 187H14V186H12L14 189H12V187L10 186V185H7V186H10L9 188H11V190H16V194L19 192L18 190H20V194H21V199H20V195H19V198L17 197L18 196V194L16 195V194H14L15 195V198H16V200L18 201V199H19V201H18V203H19V206H20V203H22L23 205L21 206V207H23V208H25V212H30V211H32V213L30 212L29 213V216H31V220L32 221H34V225L36 226V228H35V231H34V227H32V224H30L31 226L30 227H32V228H29V231H31V230H33V232H36V233H32V232H29V234H30V236L32 235V234H34V236H41V235H43V236H45V234H47V232H48V234H50L51 235V237H52V239L54 238V240H55V238H56V243L55 242H51V243H49V244H52V243H54L55 245H57V246H55L54 244H52V246L54 247H59L58 249H59V251H57L56 250V254H57V256H59V258H58V260L57 261H55L56 262V264H76V263H79L80 264V261L81 262H85V263H82V264H86L88 261H92L93 263H95V264H127L126 262H125V260H122V261H124L125 263H123V262H121V263H119V257H118V254L119 255H122L123 253H122V250L120 249V248H124L127 244H126V241H129V242H127L128 243V246L129 245H131V242H132V239H136V236H139L138 235V232H135V233H137V234H134V232H132L133 230H135L137 227H139L141 224L144 226V225H146L147 224V221H145L146 219L144 218V217H146L147 215H149V216H147V217H151L150 215H152V217L154 218H160L161 217V215H163V213H164V211L166 210V209H170V210H172L173 212H172V214H174V213H177L176 212V210L178 211V209L179 208H181L182 206H181V204L180 203H182V204H184L183 202H186V201H184V199H183V201H182V199H181V202H179V205H178V201L176 202V207H178V208H173L174 207V202H173V198L171 197V196H169L170 194V190H167L168 189V186H167V183H169L170 184V181H172L171 179L172 178H174L175 176H173V175H175V174H177L178 176V178H181V177H183L181 180H180V183H181V181L183 180V179H185L186 177H184V176H186V170L185 171H183V172H185V174L183 175V172L181 171H178V172H176L177 171V169L179 168L178 167V165H179V163L181 162V160H179V157L181 156H178L177 157V155L175 156V158L177 157V160H179L180 162H176V163H178V165H177V168L176 167H174L173 165H175V164H173L172 165V163H174L173 162V159L171 158V157H169V156H173L172 155V153L171 152H174V150H175V148H178L179 146V148H181L182 146H183V144H182V142H180L181 144H182V146L180 145V144H177L176 143V141H174V138H175V140H176V134H177V132L179 131V127L178 126H180V124L182 125L183 123H180L182 120L183 121H185L184 119H186L187 117H188V115H187V113H188V110H187V108L189 109V107H188V103H189V97H187V96H189L188 94H190V93H188L187 91L189 90H186L188 87H186V89L185 90H183L184 92H181V93H176L175 95L174 94H171V95H165L163 92H165V91H163L162 92V90H161V95L163 94L164 95V97H166L165 99H163V100H160V99H153L152 98V100H151V97L152 96H150L149 94H151V93H148V94H146V96L148 95V96H150V98L147 100V98L148 97H146L145 95L143 96H139V97H137L136 98V93H137V83L135 82V80H134V76L131 78V77H129L130 79H129V81L127 80V81H122V80H120L121 78H118L120 75L122 76V75H124L125 74V76H127L129 73H127L128 72V70H127V72H125L126 71V69H128L129 68V65H131V63H132V61H133V58H134V56L132 55L133 53H134V51H135V45L133 44V42H135V41H133V40H135V38H137V37H140V41H141V39L143 40L144 39V36H146V34H147V28L145 27V26H142L141 27V24H144V23H142V22H148V20H151V18H158V19H164L163 21L164 22H166L165 20H167V22L168 23H170L171 22V20L170 19H172V18H175V20H177L178 21V24L176 23L175 24V26H173V27H171L172 25H170V26H168L167 28H165L164 26V33L161 35V36H159V39H160V42H161V45H163V46H165V47H177V48H179V50L180 51H182V53H184L185 54V57L183 58V56L182 57H177V58H174V61H170L169 60V58H168V56H167V54H166V52L165 53H163L162 52V50H160V49H158L157 51H155L154 50V52L152 53L151 52V50H152V48H154V45H155V41H153L152 42V40L150 39V40H148V39H145L146 40V42H148L147 44H148V49H150V56H151V58H150V62H151V64L147 61V63H146V61L145 60H143V62L145 63V66L147 65V66H151L150 67V69H153L152 67H154V69H153V71L154 70H156L157 68H158V66L156 65V68H155V65L154 64H158L159 66H161L159 69H163V70H165V72H166V70L168 71L169 69H173L172 71H171V73H169L170 75L169 76H174V75H179L178 73H180V72H178V66H180V64L181 63H183V64H181V65H183V67L185 66V69H184V71H187V69L189 70L190 68L189 67H193V68H195V66L197 65V67H199V69L197 68V70L199 71V73L201 72V76H203L202 75V67H204V68H206V71H205V69H204V71L205 72H207L208 74H209V76H208V74H207V78H205V80H203L204 79V77H200L201 78V80L202 81H204V83H202V86H201V88H203L204 90H205V93H212L213 95H211L212 97H216V99H217V101H218V99L219 98H217V96H219V97H222L223 96V94L225 93L226 95L228 94V96L230 97L231 95L232 96H235L234 94H235V92H236V89L237 88H239V84H240V82H238L237 83V86H233L229 81H226L225 79V74H230L231 73V71H226L225 70V72H224V74H219V75H217L215 72H210L209 73V71L210 70H208V68L209 69H211V70H213V69H215V68H218V67H222V66H224L225 65V68L228 66L227 65V62H228V54H229V51H231L230 50V47L233 45V47H235L236 45L238 46L239 44H238V42H243V39H242V37L244 36H242L241 38H239L240 37V33H242V31L240 32V29H237L239 26L238 25H240V24H238L237 26L238 27H236V25H235V22L236 21H238V19L237 20H235L236 19V17L238 18V14H237V16H236V13H238V9L240 8V6L241 5H235V4H237V2H234L233 4L230 2V0H196L197 1V3L195 2V0H193V2H195L196 3V5H195V3H193L194 4V6L195 7H192V5L190 4L191 2V0H185L186 2L188 1V4L190 5L189 6V8H184V7H182L181 5L179 6V2L180 1H176V6L175 7H170L171 5H169L168 3H166L165 2V0H114L113 2H110V3H108V4H105V2H106V0H104V1H102V0H96ZM107 1H109V0H107ZM227 1V2H226ZM5 3V4H7V3H10L11 5V7L10 8H7L6 10H7V12H6V10H5V8L4 9H2L3 10V12H4V10H5V15H2V13H0V15H2V16H0V41H3V40H5V38L7 39L8 37H12V39H13V37L15 36V34H22V35H26V34H29V33H32V32H37L38 31V33H41V31H39L40 29H44L45 28V30H46V28L48 27V29H51L52 28V26L51 25H53L54 23H55V21H62V22H67V21H69L70 20V17H71V12H72V8L74 7L73 6V4H71V3H69V2H66V0H0V6H2V3ZM178 2V3H177ZM229 2H230V4H229ZM240 2L241 1H239L238 2V4H240ZM4 4V5H5ZM89 4V3H88ZM182 4H184V3H182ZM188 4H185V5H187L188 6ZM232 4V5H231ZM241 4L243 5L244 3H242L241 2ZM4 5H3V7H4ZM8 6V5H7ZM178 6H179V8H178ZM245 6V5H244ZM243 6V7H244ZM190 7H191V9H190ZM239 7V8H238ZM243 7H241L242 8V10L244 9ZM176 8H178V10H176ZM235 11H236V13H235ZM239 11H241V9L239 10ZM240 14V13H239ZM188 18L189 19V24H188V22H186L185 23V18ZM240 17V16H239ZM182 18H183V21H182ZM234 19V20H233ZM179 20H181V24H179ZM163 21H162V23H163ZM176 21V22H177ZM233 21H235L234 23H233ZM185 24H188V25H184V23ZM241 22V21H240ZM167 24V23H166ZM243 25V24H242ZM147 26V25H146ZM241 28V27H240ZM241 29H243V28H241ZM45 33V32H44ZM179 34H183V35H185L184 37L186 38L187 37V35H189L190 37L192 36V39L191 40H193L192 42H188L187 41V44H190L189 45V47H188V45L186 44V43H182L180 40H179V37L178 36H180ZM14 35V36H13ZM30 36V35H29ZM147 37H148V35H147ZM245 37L247 38V36L245 35ZM129 40H128V39ZM146 38V37H145ZM245 38V39H246ZM249 38V37H248ZM15 39V38H14ZM125 39H127L126 41H125ZM138 39V38H137ZM237 39H239L238 41H237ZM240 39H242V41L240 40ZM251 38H249V40H250ZM252 39H253V37H252ZM257 39V38H256ZM144 40V41H145ZM8 41V40H7ZM116 41H118V42H116ZM144 41H142V42H144ZM236 41V42H235ZM252 42H253V40H251ZM261 41H263V40H261ZM4 42V41H3ZM255 42V41H254ZM6 43L7 42H5V44H4V46L6 45ZM154 43V44H153ZM234 43H236V44H234ZM258 43H260V42H258L257 41V44ZM0 44H1V42H0ZM147 44H145V45H147ZM9 45V44H8ZM160 45V46H161ZM2 46H3V43H2ZM7 46V45H6ZM10 46V45H9ZM12 46V45H11ZM155 46H157V45H155ZM192 46V47H191ZM258 46H261L260 44H258ZM0 47H1V45H0ZM150 47V48H149ZM152 47V48H151ZM8 48V47H7ZM258 48H260V47H258ZM170 49V48H169ZM8 50V49H7ZM6 50V51H7ZM263 50V49H262ZM3 51V50H2ZM6 51H5V53H6ZM104 51H105V48H104V50H103V53L102 54H104ZM153 51V50H152ZM261 51V50H260ZM1 52V51H0ZM191 52H193V55L194 54H196V56L194 55H190L191 54ZM232 52V51H231ZM262 52V51H261ZM4 53V52H3ZM108 53V54H107ZM145 53H146V51H145ZM162 53H163V55H162ZM101 54V53H100ZM148 54H149V52H148ZM152 54V55H151ZM154 54V55H153ZM6 55V54H5ZM4 56V55H3ZM7 56H8V54H7ZM1 58H4V57H2L1 56V53H0V64L1 63H3L2 61H4V60H2L1 61ZM9 58V57H8ZM172 58V57H171ZM179 58V59H178ZM148 59H149V57H148ZM153 59V60H152ZM173 59V58H172ZM152 60V61H151ZM166 62H164V61ZM167 60H168V62H167ZM5 61H7L6 60V58H5ZM9 62V61H8ZM230 62V61H229ZM47 63H49V62H47ZM50 63H52V62H50ZM117 63L118 64H120V65H118L119 67L118 68H116L117 67ZM122 63H123V65H122ZM154 63V64H153ZM180 63V64H179ZM104 64H107V66L109 65H111L112 64V66H113V64H114V68H116V69H119V68H121L125 73H123V71H120L121 73H123V74H116L114 77H110L109 75H107L106 76V79H107V77L109 76V78L107 79V80H109L108 81V83H107V81H105L106 79H104L103 78V75L105 74V72L107 71H104V74L103 75H101V73H100V70L102 69V68H109V66L107 67V66H105ZM148 64H150V65H148ZM153 64V65H152ZM178 64V65H177ZM3 65H4V63H3ZM47 65H49V64H47ZM102 65H104V67L102 66ZM112 66H110V67H112ZM121 66V67H120ZM125 66V67H124ZM127 66V67H126ZM176 66H177V69H176ZM53 67V68H52ZM82 67V66H81ZM124 67V68H123ZM169 67V68H168ZM188 67V68H187ZM202 69H201V68ZM47 68H49V67H47ZM83 68V67H82ZM105 68V69H106ZM113 68V69H114ZM126 68V69H125ZM192 68V70H194ZM224 68V69H225ZM235 68H237V67H235ZM104 69V70H105ZM113 69H110V71L111 70H113ZM116 69H114L115 70V72H118V71H116ZM158 69V70H159ZM174 69H175V71H176V73L175 74H172V72L174 73L175 71H174ZM180 69V68H179ZM182 69V70H183ZM240 69V68H239ZM46 70V69H45ZM54 70L58 73V75H56L57 73H55V74H53L54 73ZM64 70V71H63ZM113 70V71H114ZM160 70V71H161ZM202 70V71H201ZM242 70V69H241ZM87 71V72H88ZM102 71H103V69H102ZM109 71V70H108ZM107 71V72H108ZM243 71H245V73H243L242 74V76L243 75H245V76H247V77H243V79L244 78H246V80H247V82H246V86L245 87H247V89L250 91V93L252 94V93H254L253 92V87L255 86L254 85V79H253V77H252V73L251 72H249V73H251V75L249 76V74L248 75H246L247 73H248V70H243ZM242 71V72H243ZM81 72V73H82ZM86 72V73H87ZM99 72V73H98ZM106 72V73H107ZM112 72V71H111ZM131 72V71H130ZM155 72V71H154ZM159 72V71H158ZM240 72V71H239ZM238 72V73H239ZM264 72V71H263ZM61 73V74H60ZM94 73H97L98 75L100 74L101 76H98L97 74V76L94 74ZM114 73V72H113ZM126 73H127V75H126ZM133 73V72H132ZM151 73H152V71L148 74V75H150L151 77H153V75H151ZM164 73V72H163ZM215 73V74H214ZM111 74V73H110ZM157 74V71H156V73H155V75ZM162 74V72H160V74H159V77L158 78H161L160 77V75ZM203 74H204V72H203ZM214 74V75H213ZM53 75H56V79L55 78H53L52 76ZM61 77H60V76ZM79 77H78V76ZM86 75V76H85ZM87 75H89V76H87ZM92 75V76H91ZM98 78L99 77V79H97V80H100V82L98 81V82H96L97 80L95 79L96 77ZM119 75V76H118ZM132 75V74H131ZM158 75V74H157ZM156 75V76H157ZM166 73H165V77H166ZM198 75V74H197ZM212 75V76H211ZM57 76H59V78L61 79V80H63V81H61V80H59V78H57ZM73 76V78H71ZM74 76H76V77H74ZM105 76V75H104ZM168 76V75H167ZM200 75H198V77H199ZM214 76H216V77H218V78H216L217 79V81H214V79L213 78H211V77H214ZM255 76V75H254ZM13 77V76H12ZM43 77V78H42ZM63 77V78H62ZM94 78V81H92V82H90V79L91 78ZM117 77V78H116ZM151 77H150V80H151ZM240 77V76H239ZM260 77V76H259ZM20 78H22L21 76H20ZM40 78V79H39ZM44 78H46L45 80H44ZM75 78V79H74ZM92 78V79H93ZM101 78H103L104 79V82H106L104 85V87H105V89L104 88H102L103 87V83L104 82H102L101 83ZM115 78V79H114ZM149 78V77H148ZM167 78V77H166ZM237 78V77H236ZM261 78H263L264 79V75H263V77L261 76ZM43 81H42V80ZM50 79H53L52 81L50 80ZM74 79V80H73ZM87 79V80H86ZM91 79V80H92ZM126 79V78H125ZM199 79V78H198ZM219 79V80H218ZM240 79H241V77H240ZM240 79H238V80H240ZM38 80H39V82H38ZM41 80V81H40ZM54 80H56L55 81V83L53 82ZM113 80V81H112ZM245 79H244V81H246ZM6 81H9V79L7 78V76H2L1 77V75H0V101H2V102H5V100H6V94H7V92L5 93V89H6V86L7 85H9L8 83L6 84ZM13 81V80H12ZM21 81H23V80H21ZM88 81V82H87ZM137 81V80H136ZM58 82H61V83H59L58 84ZM111 82V83H110ZM175 82V81H174ZM35 83H32V84H35ZM151 83L152 84H149V85H151L153 88H154V86H153V82L151 81ZM255 83H257V82H255ZM12 84H14V83H12ZM176 84V82L173 84V83H170L168 86L170 87V85H172L171 87H172V89L171 90H175V91H179V90H177V89H173V87L174 86H177V84ZM204 84V85H203ZM16 85V84H15ZM242 85V84H241ZM34 86V87H35ZM43 85H41L40 87H42ZM46 86V85H45ZM44 86V88H46L47 89V87H45ZM48 86V87H49ZM64 86V87H63ZM151 86H150V89H151ZM158 86V90H160L159 88H162V87H159V85H157ZM257 86V85H256ZM76 89H75V88ZM243 87V86H242ZM241 87V88H242ZM10 88V87H9ZM8 88V89H9ZM73 88H74V90H73ZM87 88H90V90H87ZM98 88V89H100V90H97V91H95L96 89ZM152 88V89H153ZM264 88V87H263ZM7 89V90H8ZM103 89H104V91H105V93H106V91H108L106 94L105 93H103L104 91H103ZM108 89V90H107ZM168 89V88H167ZM244 89V88H243ZM154 90V92H155V90L156 89H153ZM170 90V93H174V91H171ZM182 90V89H181ZM242 90V89H241ZM263 90V89H262ZM207 91V92H206ZM215 92V94H214V92ZM150 92H151V90H150ZM159 92V91H158ZM167 92H169V90H167ZM202 92V91H201ZM244 92V91H243ZM153 93V92H152ZM188 93V94H187ZM200 93V92H199ZM204 93V94H205ZM255 93H257V92H255ZM105 94V95H104ZM169 94V93H168ZM203 94V93H202ZM230 94V95H229ZM239 94H240V91H239ZM9 95V94H8ZM259 95V94H258ZM264 95V94H263ZM83 96V95H82ZM85 96V97H86ZM138 96V95H137ZM169 96H171V97H169ZM206 96H208V94L206 95ZM210 96V95H209ZM210 96V97H211ZM251 96V95H250ZM257 96V95H256ZM84 97V96H83ZM140 97H144V98H141V99H138V98H140ZM163 97V98H164ZM210 97H208V98H210ZM260 96H258L257 98H259ZM76 98H78V97H76ZM188 98V99H187ZM205 98V97H204ZM214 98H213V100H214ZM253 98H254V96H253ZM262 98H263V96H262ZM25 100V99H24ZM93 100V101H92ZM211 100V99H210ZM26 101V100H25ZM77 101V102H76ZM82 101V102H83ZM90 101H92V102H95V103H97V107H96V104L94 103L93 105L96 107H94V108H92L91 106L90 107H87V106H89L88 104H86V103H89ZM256 101H258L259 103H261L260 102V100L258 99V100H256ZM23 102V101H22ZM78 103V104H77ZM1 104V103H0ZM188 104V105H187ZM261 105V104H260ZM190 106V105H189ZM6 107V106H5ZM8 107V106H7ZM91 108V109H90ZM136 109V110H139V114H141V116L139 115L138 116V119L139 118H141L142 117V115L143 114H145V115H148V114H150V113H148L147 111L149 110H152V111H150V112H154L153 113V115H154V117H152L153 115H151L150 117H151V119L150 118H148V124H147V129H144L143 130V127L141 128V129H139V127H137V126H134L133 127V125H138L137 123H135V122H133V119L132 120H130V121H127L126 119V123H130L131 124V127H133L134 129H132L133 131H131L130 130V132H128L127 130H125V131H127L128 133H131L132 132V136L133 137H135V138H137V134H138V132L140 133L139 135H141V132H142V136H140V137H143L144 136V139H145V137L147 136V140H145V141H147L148 142V140L149 141H151L150 142V144H154V143H156V146H154L153 148L155 149L154 150V152H153V150H152V152L150 151V149H148L147 148V146H146V148H147V150H149V156H151V157H153V159L157 162H150V163H152V164H154L153 166H151V167H149V168H151V169H149L147 166H146V164L144 163V162H148V160L147 159H144V160H146V161H144L143 160V162H141V164L142 163H144L143 164V166L144 167H142V165H140L139 166V164H137L138 166H137V169L135 168V169H132L133 168V165L131 164L132 163V161H129V159H132L134 156H132L134 153L132 152V151H130L129 149V151L126 149V147H129V145L130 146H132L133 144V138L130 136V141H132V143L131 142H127L129 145H125V144H123V148H124V145L126 146L125 147V149H126V152H123L124 150L122 149V147L120 148V146H122V144L120 145V144H118L117 145V139H116V141H115V137H116V135H117V133L118 134H120V132L121 131H123V129H122V127L124 126V125H122L121 126V128H118V126H116L117 127V129H119L118 130V132L116 131L117 129L115 128V129H113L114 128V126H113V122H115V121H111V119H107V118H110V117H113L114 118V120H118L115 116H117L118 117V114H119V116H120V114H121V116L122 115H125V116H122V117H124V118H126V115H127V117H128V110L129 109ZM95 109V110H94ZM248 108H246V111H248L247 110ZM7 110V109H6ZM86 110H87V112H86ZM90 110V111H89ZM147 110V111H146ZM242 110V109H241ZM250 110V109H249ZM13 111V110H12ZM15 111V110H14ZM79 111H76V114H75V112H74V114L75 115H77V117L79 116L80 117V115H78V114H80L79 113ZM83 111H85V112H83ZM97 111V112H96ZM144 111V112H143ZM244 111V113H245V110H242V112ZM8 112H11V110H9ZM77 112H78V114H77ZM96 112V113H95ZM145 112H147V114L145 113ZM219 112V111H218ZM96 114V116L97 117H99V115H100V117L97 119V117L95 116V114ZM97 113H99V115H97ZM237 113V112H236ZM243 113V114H244ZM247 113V112H246ZM246 113H245V115H243L244 117L246 116ZM251 113V112H250ZM16 114V111H15V113L13 114V112H12V115L11 116H16L15 115ZM21 115L22 114H25L24 112L23 113H20ZM40 114H43V113H39V116H40ZM235 114V113H234ZM241 114V113H240ZM262 114V113H261ZM46 115H48V114H46ZM144 115V117H142L141 119H142V121H143V118H145V122L147 121V117ZM217 115V114H216ZM248 115V114H247ZM22 116H24V115H22ZM26 116V115H25ZM45 116V115H44ZM43 116V117H44ZM235 116H237V115H235ZM248 116H251V115H248ZM247 116V117H248ZM253 116V115H252ZM263 115H261V117H262ZM19 117H20V115H19ZM42 117V115L39 117V118H41ZM57 117H58V119L60 120V114H59V116L57 115ZM63 117V116H62ZM78 117V118H79ZM96 117V118H95ZM149 117V116H148ZM229 117V116H228ZM238 117V116H237ZM243 117V118H244ZM246 117V118H247ZM21 118V117H20ZM83 118H85V115H83ZM102 118V119H101ZM116 118V119H115ZM234 118V117H233ZM249 118V117H248ZM247 118V119H248ZM251 118V117H250ZM12 119V118H11ZM64 119V118H63ZM104 119V120H103ZM120 119V118H119ZM157 119V120H156ZM160 119H161V122H163L164 120H167V121H169V119H170V121H172V122H170V123H172L173 124V122H176L177 121V124H176V127H178L179 129H178V131H176L175 133H173L174 134V136H171V139L173 138V143L175 142V144H177L178 145V147H177V145H175V147H174V145H172V147H174L173 149V151L171 150V155H170V153L169 152H164V151H168V148L170 149V145H167L166 143H167V141L166 142H164L165 140H162L161 142L159 141V142H154V140H156L155 139V136H154V132H152L153 130H151L152 128H150L149 127V125H150V121H151V123L152 122H154V121H157V122H159L160 121ZM223 119V118H222ZM226 119V118H225ZM235 120L237 119L236 117L234 118ZM234 119H232V120H234ZM240 119H242V118H240ZM255 119V118H254ZM13 120V119H12ZM42 120V119H41ZM79 120H80V123L82 124V118H79ZM93 120H94V123H93ZM101 120H102V122H101ZM106 120H107V122H106ZM140 120V119H139ZM138 120V121H139ZM159 120V121H158ZM163 120V121H162ZM176 120V121H175ZM187 120V119H186ZM229 121H230V126H231V123H234V122H231V119H228ZM244 120V119H243ZM249 120V119H248ZM259 120L260 121H262V118L260 119V117H259ZM258 120V121H259ZM8 121H10V122H8ZM109 121H111L112 123H110V124H112V128H111V126H110V124L108 125V123H109ZM178 121H180V122H178ZM189 121V120H188ZM238 121V120H237ZM240 121V120H239ZM238 121V122H239ZM247 121V120H246ZM249 121H252L251 119L249 120ZM259 121V122H260ZM228 122V121H227ZM248 122V121H247ZM246 122V123H247ZM258 122V124H257V126L255 125V123H254V125H253V127L255 126V128L256 129H258V126H259V124H261V122L259 123ZM263 122L264 121H262V124H263ZM66 123V122H65ZM103 125H107L108 127L110 126V128H106V129H104V128H102V124ZM104 123H106V124H104ZM134 123V124H133ZM144 123V122H143ZM229 123V122H228ZM236 123V122H235ZM43 125H45L44 127H45V129L47 130V127L51 124V123H49V125H46V124H44V122L42 123ZM115 124V123H114ZM130 124H128V127H130ZM146 123H144V125H145ZM242 124H245V123H243V121H242ZM253 124V123H252ZM10 125V126H9ZM24 125V126H23ZM174 125V124H173ZM236 124H234V126H235ZM246 125V124H245ZM250 125H251V123H250ZM250 125L248 126V127H250ZM264 125V124H263ZM12 126V127H11ZM14 126V127H13ZM51 126V125H50ZM64 126V125H63ZM120 126V125H119ZM238 126H239V124H238ZM237 125L235 126V128H237L238 127ZM241 126V125H240ZM19 127H21V128H19ZM53 125L51 126V127H48V131L50 132V133H52V132H55V133H57L58 131H57V129H55V127H54V129H53ZM103 127H105V126H103ZM131 127L129 128V129H131ZM182 127V126H181ZM233 127V125L230 127V129ZM247 127V126H246ZM245 126H244V128H246ZM248 127H247V129H248ZM263 127V126H262ZM26 128V129H25ZM27 128H29V129H27ZM52 128V129H51ZM136 128H138L137 130H135ZM242 128H243V126H242ZM243 128V129H244ZM250 128H252V126L250 127ZM13 129L15 130H18V131H16L15 133L13 132ZM25 129V130H24ZM82 129V130H81ZM102 129V130H101ZM120 129H122V130H120ZM151 131H150V130ZM183 129V128H182ZM181 129V130H182ZM238 129V128H237ZM237 129H235V130H237ZM239 129L240 130H238V131H235L234 130V128H232V130L234 131V132H239V131H241V128L239 127ZM253 129V128H252ZM251 129V130H252ZM260 129V128H259ZM22 130V131H21ZM27 130V131H26ZM53 130V131H52ZM79 130V131H78ZM93 130V131H92ZM109 130H111V131H109ZM139 130V131H138ZM141 130H143V131H141ZM254 131H256L255 129H253ZM263 130V129H262ZM120 131V132H119ZM193 131V130H192ZM207 131V130H206ZM233 131H231V134H230V136H228V137H231L232 136V133H234ZM250 131V130H249ZM248 131V132H249ZM19 132V133H18ZM111 132V133H110ZM143 132H145V133H143ZM205 132V131H204ZM213 132V131H212ZM228 132H230V130L228 131ZM92 133V134H91ZM96 133V134H97ZM102 133H103V135H102ZM123 133V132H122ZM187 133H189V135H185V137L186 136H189V140H191L192 138H193V135H195V136H197V134L195 133V134H192L190 131H189V129H188V131H187ZM208 134H209V132H207ZM227 133V132H226ZM252 133V131L251 132H249V134H251ZM257 133V132H256ZM259 134H260V132H258ZM36 134V133H35ZM34 134V135H35ZM53 134V133H52ZM80 134H81V137L83 138V137H86V141L85 142H79V145L77 144V142L79 141L78 139H80L81 137H79L80 136ZM116 134V135H115ZM144 134V135H143ZM179 134V136H180V133H178ZM178 134H177V137H178ZM185 134V133H184ZM192 136H191V135ZM213 134V133H212ZM261 134H262V132H261ZM24 135V134H23ZM22 135V136H23ZM65 135L66 136H68L67 137V141L68 142H71V141H73V143L71 142V144H77V145H74L73 147H71V146H66L65 144H63L64 143V139H65ZM115 137H114V136ZM130 135V134H129ZM152 135H153V138H154V140L152 141V140H150V139H148V138H150V137H152ZM181 135H183V134H181ZM216 135V134H215ZM214 135V136H215ZM233 135H235V134H233ZM248 135V134H247ZM263 135V134H262ZM102 136H104V137H102ZM118 136V135H117ZM192 138H191V137ZM213 136V139L215 138V137H218V136H215L214 137ZM239 136V138L241 137L242 138V135L240 136V135H238ZM238 136H237V138H238ZM245 136V135H244ZM253 136V135H252ZM259 136V135H258ZM257 136V137H258ZM264 136V135H263ZM74 137V138H73ZM109 137H112V139L111 138H109ZM168 137H170V135L168 136ZM248 137V136H247ZM251 137V136H250ZM249 137V138H250ZM33 138V137H32ZM35 138H37V137H35ZM62 138H64V139H62ZM69 138H72V139H69ZM129 138V137H128ZM181 138H182V140L184 141V145H185V143L187 142V141H185L184 139H183V137L181 136ZM181 138L179 137V139L181 140ZM196 139H197V137H195ZM195 138H193V140L195 141ZM233 138V137H232ZM252 138H254V137H252ZM261 138V137H260ZM264 138V137H263ZM24 139V140H23ZM87 139H88V141H87ZM97 139H99V142L101 143V145H100V143L99 142H97L98 140ZM106 139H108V141L111 143H109L108 141V143H107V145L106 144H103L102 145V143H106L105 141H106ZM113 139H114V141L116 142H114L113 143ZM166 139H167V137H166ZM228 139V138H227ZM234 139L236 140V138H235V136H234ZM242 139H244V138H242ZM31 140H33V142H31L32 143V145H34L35 146V148H36V150H33V149H35V148H32V147H34V146H31V143L29 142V141H31ZM38 140V139H37ZM57 140H59V137H58V139ZM56 140V141H57ZM97 140V141H96ZM178 140V139H177ZM181 140V141H182ZM188 140V141H189ZM193 140H191V141H193ZM204 140V139H203ZM219 140V139H218ZM217 140V141H218ZM261 140H263L262 138H261ZM34 141H35V143H34ZM40 141V140H39ZM75 141H77V142H75ZM93 141V143H91ZM134 141H136L135 139H134ZM191 141L188 143L187 142V146H190V144H191ZM201 141V140H200ZM206 141V140H205ZM207 141H209V140H207ZM228 141H233V140H228ZM228 141L226 140V142L228 143ZM251 141V140H250ZM258 140H256V142H257ZM89 142H90V144H89ZM98 143L99 145H100V147H98L99 145L98 144H96L95 145V147L92 145V144H94V143ZM152 142H154V143H152ZM168 142H170V140L168 139ZM196 142V141H195ZM202 142V141H201ZM210 142V141H209ZM225 142V143H226ZM255 142V141H254ZM255 142V143H256ZM34 143V144H33ZM37 143V144H36ZM126 143V144H127ZM149 143V142H148ZM203 143L205 144V142L203 141ZM225 143H223V144H225ZM252 143V142H251ZM250 143V144H251ZM260 143V142H259ZM258 143V144H259ZM264 142H262L261 144H263ZM47 144V143H46ZM87 144V145H86ZM115 144V145H114ZM149 144V145H150ZM158 144H160V147L159 146H157ZM162 144H163V146H164V148L163 147H161L162 146ZM189 144V145H188ZM207 144V143H206ZM205 144V147L206 148H208L207 150L204 148V145H203V148L207 151L206 152V156H205V158L204 159H202L200 162H202V163H204V164H206V166L207 165H209V166H213V170L215 171V167H217L218 166V164H219V166H221L220 164H222V165H224V168H225V165H228L229 166V161L232 159H228L227 160V158L229 157V155H231L230 157H232L234 154H235V151L234 150H236V147H233L234 148V150H233V148L231 149V152H234V153H231L230 152V150H229V148L227 149V148H223V144H221L222 146L221 147H219V148H222V149H224V150H227V152L226 151H222V149H221V151L222 152H220V151H218V149H215L214 147H213V149H210L211 147V145H208L209 147H207V145ZM231 145H232V143H230ZM241 144V142H239V143H237V145H240ZM243 144V143H242ZM240 145V146H244V145ZM250 144H247V145H250ZM254 144V143H253ZM261 144H259L260 146H261ZM38 145V146H37ZM90 145V147H88ZM93 147H92V146ZM134 145H135V143H134ZM148 145V144H147ZM167 145V146H166ZM201 145V144H200ZM236 145V146H237ZM252 145V144H251ZM37 146V147H36ZM77 146V147H76ZM82 146V147H81ZM151 146V145H150ZM170 146V147H169ZM186 146V145H185ZM195 146V145H194ZM214 146V145H213ZM217 146V145H216ZM230 145L228 144L227 145V147H229ZM246 146V145H245ZM256 146H258V145H255V147ZM41 147L39 148V149H41ZM64 147H67V150L65 149V151L66 152H64L63 151V149L62 148H64ZM81 147V148H80ZM171 147V148H172ZM184 147V146H183ZM182 147V148H183ZM232 146H230V148H231ZM262 147V146H261ZM261 147H259V149L261 148ZM3 148V149H2ZM43 148V147H42ZM134 148V147H133ZM146 148H144L145 150H146ZM151 148H152V146H151ZM152 148V149H153ZM185 148V147H184ZM189 148H191V149H187L186 148V151H187V153H190L191 154V151H193V152H195V150H193V148L192 147H189ZM196 148V147H195ZM217 148V147H216ZM243 148V147H242ZM248 148H249V146H248ZM4 149H6L5 151H4ZM30 149H32L31 150V152L32 151H34V152H32L33 154L35 153V151L37 152V153H39L38 154V156L37 157H39V158H36V157H34L33 158V154L32 153H30L29 151H30ZM62 149V150H61ZM167 149V150H166ZM204 149H202V150H204ZM251 149H252V147H251ZM250 149V150H251ZM263 150H264V145H263V148H262ZM259 150V151H261V156L263 157V150ZM229 150V151H228ZM245 150H246V148H245ZM253 150V149H252ZM256 150V149H255ZM41 151V150H40ZM127 151L128 152H131V153H128L127 155H129V154H132V155H129V156H125L124 154L125 153H127ZM258 151V150H257ZM70 152V153H69ZM77 152V151H76ZM177 152H179L178 151V149H177ZM176 151H175V153H177ZM205 152V151H204ZM225 152H226V155H225ZM37 153H35L34 155L36 156V154ZM61 153V154H60ZM74 153V152H73ZM82 155H81V154ZM145 153H146V151H143V154H141V155H145ZM151 153H152V155H151ZM201 153V152H200ZM223 153V154H222ZM227 153H229V155L227 154ZM231 153V154H230ZM239 153H241L240 151L238 152V154ZM252 152H250V154H248V156H250V157H248L247 156V158L248 159H250L251 158V154ZM254 153V152H253ZM11 154V155H10ZM57 154V153H56ZM136 154H138V153H136ZM140 154V153H139ZM174 154V153H173ZM178 154V153H177ZM190 154H188V155H190ZM194 154H198L197 156H198V160H199V152H197V153H194ZM193 154V155H194ZM203 154V153H202ZM238 154H237V157H239L238 156ZM255 154H256V152H255ZM9 155H10V157H9ZM62 155V156H61ZM64 155V156H63ZM69 155H74L73 157H70ZM79 155H78V157H79ZM135 155V154H134ZM147 155H148V153H147ZM259 156H260V152H259V154H258ZM258 155H256V157L258 156ZM69 156V157H68ZM185 156V155H184ZM183 155L181 156V157H184ZM192 156V155H191ZM195 156V155H194ZM194 156H193V158H189L188 156H187V160H186V158H184V160H185V162L184 163H182L183 165H187L188 163H186V161L187 162H189L188 161V158L190 159V160H192V159H195L194 158ZM223 156V157H222ZM254 156V155H253ZM30 157H32V158H30ZM196 157V156H195ZM227 157V158H226ZM229 157V158H230ZM234 158V163H235V166H234V163H233V159L230 161V165H231V167H232V165L235 167V168H238V169H240V170H238V172H239V174L241 173L242 174V176H243V174L246 176V179H245V177L243 176H241L240 177V179H242V180H240L241 182H246V183H244V185L243 186H245V188H247V186L248 187H251V184H254L255 185V187H253L252 186V188H254V190H253V192L254 193H256L255 195L257 196V198L259 199V203L258 204H260V207H261V209L259 208V210H261V213L260 212H258L257 210V212H255L256 214L257 213H260L261 214V220L262 221H260V217H258L259 216V214H257L258 216V218H259V221L260 222H262V223H257V225H261L262 227H264V164H262V159H260L261 157H257V159H256V157H253V161H252V158H251V161H247L248 159H243L242 157H239L238 159H241V161L240 160H237V158H236V156H233ZM246 157V156H245ZM8 158V159H7ZM30 158V160L31 159H34V160H36V159H38L36 162L33 160H28ZM81 158V157H80ZM140 158H141V156H140ZM235 158H236V160H235ZM81 159V160H82ZM124 159L125 160H128L129 162H130V164L131 165H128L129 164V162H128V164H127V161H124ZM136 159H139L138 157H136ZM160 159L162 160V161H160ZM168 159H169V163L171 164V165H169V167H168ZM171 159V160H170ZM181 159V158H180ZM225 159L227 160V163L225 164ZM244 161H247V162H244ZM254 159H256L255 161H254ZM264 159V158H263ZM74 160V159H73ZM77 160V159H76ZM157 160H159L160 162H161V164H159L160 162L159 161H157ZM175 160V159H174ZM224 162H223V161ZM261 160V161H260ZM27 161H30L31 162V164H30V162H27ZM69 161V162H70ZM75 161V160H74ZM171 161H172V163H171ZM16 163H18L17 165H18V168H17V165H16V168L18 169L17 171H20V168H19V163H21V165H22V163L24 162V163H26L25 164V168L26 169H29L28 171L29 172H31L32 170V172L31 173H33L32 175H31V173H29L27 170V172H24L25 170H23V169H25V168H22L23 166H24V163H23V165L21 166V173H22V171L24 172V173H29L30 175L28 176H25V179L24 178H22V176H23V174L22 175H20V173H18L16 170V173L17 174H19L18 176H17V174H15V176L12 174V173H9L8 171H10L11 169L13 170L14 168L13 167H15V164ZM33 162H34V164H33ZM70 162V164L72 165V163H74V162H72L71 163ZM164 162V163H163ZM200 162H199V164H200ZM252 162H254V164L255 163H257L256 165H258V167H257V169H256V165H255V167L253 168V169H251L252 168V166L251 165H253V163ZM27 163H28V165H27ZM38 163V162H37ZM156 163V164H155ZM180 163V164H181ZM195 163H197V162H195ZM231 163H233V164H231ZM248 164V166H247V164ZM263 163H264V161H263ZM32 164H33V166H32ZM69 163H68V166L70 165ZM80 165H81V163H79ZM99 164H100V166H99ZM190 164V163H189ZM188 164V165H189ZM246 164V165H245ZM249 164H251V165H249ZM29 166V167H27V166ZM99 166V168L97 167V166ZM201 165V164H200ZM31 166V167H30ZM72 166H75V165H72ZM130 166V167H129ZM163 166H165V167H167V169H166V172H167V170H168V172H169V174L168 175H171V176H167L166 175V173H165V175L167 176V177H170L171 179L169 180V181H167L168 179H167V177L166 176H164V178L165 179H167L165 182H164V180H161V176H162V174L163 173H158V169H159V167H160V170H162L161 168ZM198 166V165H197ZM251 166V167H250ZM34 167V168H33ZM77 167V166H76ZM79 167V166H78ZM77 167V171L75 170V167L73 168L76 172H78L79 171V173L81 174V173H83L82 172V170L80 171L79 170V168ZM81 167V166H80ZM88 169H87V168ZM153 167V168H152ZM155 167H158L157 169L155 168ZM203 167V166H202ZM230 167V166H229ZM15 168V169H16ZM72 168V167H71ZM86 168V169H85ZM129 168H131V169H129ZM195 168V167H194ZM196 168H198V167H196ZM199 168H201L200 166H199ZM212 169V167H209V169ZM0 169V170H1ZM32 169V170H31ZM36 171H35V170ZM70 169V168H69ZM72 169V170H73ZM139 169V170H138ZM180 169H182V168H180ZM179 169V170H180ZM228 169V168H227ZM233 169V168H232ZM254 169H256V170H258V172L256 171V172H254L255 170ZM74 170L71 172V169H70V172L72 173V174H67V176H69V177H67V179L66 178H61L62 179V182H60L59 181V183L58 184H63V185H65L66 187H62V184L61 185H59V187L61 188V190H64V188H67L68 186H71V187H69V189H73L74 190V187H73V185L72 184H75L76 186H77V190H78V188H80V186H81V188L80 189H84L83 188V186L81 185V184H78L79 183V179H81V175L79 174L78 176H77V174H75V173H73L74 172ZM87 170V171H86ZM159 170V171H160ZM176 170V171H175ZM254 170V171H253ZM35 171V172H34ZM214 171L212 172V173H214ZM218 171L219 170H217V174H218ZM226 171V170H225ZM233 171V170H232ZM231 171V172H232ZM38 172V173H37ZM176 172V173H175ZM188 172V171H187ZM197 172V171H196ZM203 172V171H202ZM229 172V171H228ZM41 173V172H40ZM90 175H89V174ZM159 175H158V174ZM212 173H209V174H212ZM226 173L227 172H224V176L222 177L223 179H225L224 177L225 176H227L226 175ZM57 174H58V172H57ZM157 174V175H156ZM182 174V175H181ZM193 174H195V173H193ZM208 174V175H209ZM223 174V173H222ZM229 174H230V172H229ZM240 174V175H241ZM26 175V174H25ZM71 175V176H70ZM72 175H74V176H72ZM89 175V176H88ZM188 176H189V174H187ZM221 175V174H220ZM239 175V176H240ZM11 176H13V177H16L17 179H16V181H14V179L15 178H11ZM33 176V177H32ZM60 176V175H59ZM85 176V175H84ZM196 176H197V174H196ZM213 176V175H212ZM212 176H208V177H212ZM20 177H21V180H20ZM61 177V176H60ZM75 177V179H73ZM77 177V178H76ZM192 177H193V175H192ZM195 177V176H194ZM204 177V176H203ZM214 177H215V175H214ZM213 177V178H214ZM233 177H237V176H233ZM7 178V179H6ZM9 178V179H8ZM29 178H31V179H33V183L31 182V181H28V179ZM79 178V179H78ZM177 178V179H178ZM221 178V177H220ZM219 178V179H220ZM221 178V179H222ZM245 180H244V179ZM2 179V180H1ZM4 179V180H3ZM18 179H19V182H17L18 181ZM90 179H88V180H90ZM194 179H196V178H194ZM208 179V178H207ZM217 179H218V177H217ZM238 179V178H237ZM236 179V180H237ZM14 182H13V181ZM57 180H59V178L57 179ZM64 180H66L65 182H64ZM75 180H76V182H75ZM82 181H83V178L81 179ZM174 180H175V178H174ZM186 180V179H185ZM193 180V179H192ZM197 180V179H196ZM203 180V179H202ZM201 180V181H202ZM206 180V179H205ZM233 180V179H232ZM28 181V182H27ZM38 181V182H37ZM69 182V184H67L66 182ZM175 181H177V180H175ZM175 181H172V184H176V182ZM208 181V180H207ZM211 181V180H210ZM219 181H221V180H219ZM223 181V183H224V181L225 180H222ZM221 181V182H222ZM229 181V180H228ZM234 181V180H233ZM250 181V182H249ZM22 182L24 183V182H27V184L26 183H24V184H26V186L23 184V186H25V187H23L22 186ZM70 182H73V183H70ZM78 182V183H77ZM86 182L88 183L89 181H87L86 180ZM127 183V184H130L131 182H134V184H137V186L139 185V187L140 188H138L136 185H133V183H131V185H125L124 183ZM173 182H175V183H173ZM191 182V181H190ZM213 182V181H212ZM211 182V183H212ZM218 182V181H217ZM217 182H215L216 184H217ZM226 182V181H225ZM230 183H231V185H232V183L234 184V183H237V182H231V180L229 181ZM228 182V184H230ZM16 183V184H15ZM20 183V184H19ZM29 183H30V185H29ZM35 183H36V185H35ZM44 183V184H43ZM77 183V184H76ZM84 183V182H83ZM82 183V184H83ZM122 183V184H121ZM177 183H179V182H177ZM179 183V186H177L176 188H181L183 185L182 184H180ZM183 184L185 183L184 182V180H183V182H182ZM206 183V182H205ZM210 183V184H211ZM219 183V182H218ZM222 183V184H223ZM249 183V184H248ZM251 183V184H250ZM9 184V183H8ZM35 185V189L33 188L34 187V185ZM38 184V185H37ZM42 184H43V186H42ZM120 184H121V186L123 185V186H125L124 187V189H122L121 187H119L120 186ZM168 184V185H169ZM171 184V185H172ZM196 184V183H195ZM204 184V183H203ZM209 184V185H210ZM242 183H240V185H241ZM247 186H246V185ZM52 185V186H51ZM84 185V184H83ZM156 185H158L159 186V188H160V192L162 191L163 193L164 192H167V194H168V196H166L167 194H165V195H163V194H160V192L159 193H157V191H156V189H155V187H156ZM186 185V184H185ZM188 185V184H187ZM197 185V184H196ZM208 185V184H207ZM227 185V184H226ZM237 185V184H236ZM239 185V184H238ZM240 185H239V187H240ZM250 185V186H249ZM0 186H2V182L0 183ZM5 186V185H4ZM33 188H31V187ZM40 186V187H39ZM48 186V187H47ZM85 186V185H84ZM129 186V187H128ZM130 186H132V187H130ZM136 186V190H137V188H138V191L140 190V192L144 195V198H143V200H140V199H142V194H141V197L140 198H136V197H138V195L137 194H140V192L138 193H136V192H134L133 190H135V189H133V187H135ZM167 186V187H166ZM235 186V185H234ZM242 186V185H241ZM6 187V186H5ZM28 187V188H27ZM171 187V186H170ZM31 188V189H30ZM51 188V189H50ZM129 188V189H128ZM130 188H132V191H131V193H132V195H133V193H135L136 194V196H135V194L133 195L134 196V198H135V200H137V201H135L134 200V198H133V196L131 197V193H129V192H127V189H128V191H130L131 189ZM237 188V187H236ZM26 189V190H25ZM27 189H30V195H29V192H26L27 191ZM171 189H173V187L171 188ZM175 189V188H174ZM238 189V188H237ZM22 190L24 191L25 190V196L26 197H24L23 198V195H24V192H22ZM73 190H71V191H73ZM76 190V189H75ZM76 190V191H77ZM135 190V191H136ZM167 190V191H166ZM238 190H240V189H238ZM244 190V189H243ZM250 190V189H249ZM60 191V190H59ZM68 191H70V190H65V192H68ZM76 191H74V192H72V194H75L76 193ZM81 191V190H80ZM143 191V192H142ZM176 191H178V190H176ZM252 191V190H251ZM64 192V191H63ZM169 192V193H168ZM174 192V191H173ZM241 192V191H240ZM246 192V191H245ZM249 192L250 191H248V194H249ZM252 192V193H253ZM32 193V194H31ZM52 193V192H51ZM58 193V192H57ZM69 193V192H68ZM175 193V192H174ZM173 193V194H174ZM242 194H243V192H241ZM28 194V195H27ZM36 194V193H35ZM173 194H172V196H173ZM50 195V194H49ZM52 195V194H51ZM50 195V196H51ZM54 197L52 196V198H57L56 196H58L59 194H55V192H54ZM71 195V192L69 193V196ZM84 195L86 196L85 198H84ZM175 195V194H174ZM177 196H178V194H176ZM252 195V194H251ZM28 196V197H27ZM29 196L32 198V200L33 201H35V202H31L30 200H28V199H31V198H29ZM61 196V195H60ZM140 196V195H139ZM180 196H182V195H180L179 194V196H178V198H176V196H175V198H176V200H180L179 198H180ZM239 196V195H238ZM252 196H254V195H252ZM171 197V198H170ZM174 197V196H173ZM235 197V196H234ZM240 197V196H239ZM243 197V196H242ZM250 197V196H249ZM249 197H247V194H246V198H249ZM22 198H23V200H24V202L25 203H23V201L22 202H20V200H22ZM25 198H26V200H27V202L25 201ZM28 198V199H27ZM51 198V199H52ZM61 198V197H60ZM64 200L67 198H64V196L62 197ZM133 198V199H132ZM183 198V197H182ZM241 198V197H240ZM43 199V200H42ZM53 200V201H57V199L56 200ZM70 199V198H69ZM69 199H66L65 201L64 200H62V201H64V202H66V201H69ZM72 199V198H71ZM83 199H85V200H83ZM116 200V202L114 203V201ZM134 200V201H133ZM139 200V201H138ZM241 200V199H240ZM243 200H244V198H243ZM254 198H253V200L251 199V201H253L254 202ZM257 200V199H256ZM255 200V201H256ZM49 201V202H48ZM58 201H60V200H58ZM57 201V202H58ZM239 201V200H238ZM245 201V200H244ZM247 201H248V199H247ZM246 201V202H247ZM31 202V203H30ZM56 202V203H57ZM81 202V201H80ZM118 202H119V204H118ZM122 202V203H121ZM231 202V201H230ZM257 202V201H256ZM27 203V204H26ZM74 203H76V202H74ZM187 203V202H186ZM240 203V202H239ZM248 203L250 204V201H248ZM38 204V205H39ZM51 204V205H52ZM60 204H61V201H60ZM59 204V205H60ZM72 204H73V202H72ZM84 204V203H83ZM249 204H248V206H249ZM252 204V203H251ZM254 204V203H253ZM256 204V203H255ZM254 204V205H255ZM26 205V206H25ZM30 205V207L31 208H33V210L32 209H30V207H27V206H29ZM50 205V206H51ZM86 205V204H85ZM88 205V204H87ZM184 205H186V204H184ZM183 205V208H186V206H184ZM253 205V206H254ZM54 206V207H55ZM70 206H71V204H70ZM179 206H181V207H179ZM251 206V205H250ZM250 206H249V208L248 209H253V207L252 208H250ZM236 207V206H235ZM246 207H247V205H246ZM23 208H20V210L21 209H23ZM26 208H28L27 210H26ZM50 208V209H49ZM84 209H86L87 211H89L90 212V210L91 209H89L88 208V206H84L83 207ZM88 208V209H87ZM176 209V210H175ZM245 209V208H244ZM256 209V208H255ZM86 210H84L85 211V213H87L86 212ZM124 211L125 212V214L126 215H124V217H120V213H121V211ZM22 211V210H21ZM248 211V210H247ZM250 211V210H249ZM253 211H255V210H253ZM23 212V211H22ZM24 212V214H27V213H25ZM48 212H50V213H52L51 215H49L50 213H48ZM250 212H252V210L250 211ZM250 212H247L248 213V215L250 214ZM34 213V214H33ZM48 213V214H47ZM254 213V214H255ZM89 214V213H88ZM94 214V213H93ZM145 214H147V215H145ZM170 214V213H169ZM171 214V215H172ZM252 214V213H251ZM253 214V215H254ZM255 214V215H256ZM33 215V216H32ZM92 215V213L89 215V216H91ZM25 216V215H24ZM94 216V215H93ZM88 217V216H87ZM152 217H151V219H152ZM252 217V216H251ZM253 217H255V216H253ZM26 218H28V214L26 215ZM33 218V219H32ZM92 218V217H91ZM91 218H88V219H90V222H92V220H91ZM94 218V217H93ZM149 218L147 219V220H149ZM155 218L154 219H152V220H154V221H157V219L155 220ZM59 219V218H58ZM24 220V219H23ZM94 220H95V218H94ZM165 220H168L167 218L165 219ZM252 219H250V221H251ZM27 221V220H26ZM28 221H29V218H28ZM61 221V220H60ZM253 221H255V218H254V220ZM146 222V223H145ZM151 222L152 221H150V222H148V224L146 225V226H148L149 225V223H150V225H151ZM158 222V221H157ZM166 222V221H165ZM172 222V221H171ZM257 222V221H256ZM24 224L25 225V223L23 222V221H21V224ZM27 223V222H26ZM93 223V222H92ZM92 223H90V224H92ZM144 223V224H143ZM154 223H156V222H153L152 224H154ZM170 223V222H169ZM22 224V225H23ZM28 224V223H27ZM29 224L27 225L28 227H29ZM158 224V223H157ZM20 225V224H19ZM58 225H60V227L58 226ZM94 225H96V224H94ZM93 224H92V226H94ZM141 225V227H142V230H143V226ZM155 225V224H154ZM175 225V224H174ZM91 226V225H90ZM145 226V227H146ZM157 226V225H156ZM170 226H172L171 225V223H170ZM169 226V227H170ZM253 226H254V224H253ZM256 226V225H255ZM18 227V226H17ZM26 227V226H25ZM59 227V231L56 229V228H58ZM162 227V226H161ZM250 227V226H249ZM257 227V226H256ZM259 227V226H258ZM257 227V229H259ZM63 228V229H62ZM71 229H72V227H70ZM94 228H96L97 229V227L95 226ZM148 228V227H147ZM157 228H158V226H157ZM174 228V227H173ZM176 228H177V226H176ZM251 228V227H250ZM31 229V230H30ZM36 229H38V230H41V231H37ZM60 229H62V231L60 230ZM65 229H66V231L67 232H65ZM145 229L146 228H144V230H143V232L142 233H144V231H145ZM162 229V228H161ZM19 230H23V228H21V229H19ZM43 230V231H42ZM25 230H23V232H24ZM46 231V233L44 234V232ZM65 233H67L68 234V236H65L64 235V232ZM70 231H72V230H70ZM95 231V230H94ZM254 231V230H253ZM261 230H259V232H260ZM41 232V233H40ZM131 233V234H128V233ZM150 232V231H149ZM153 232V231H152ZM172 232V231H171ZM170 232V233H171ZM99 233H101V231H99ZM172 233H174V232H172ZM264 233V230H263V232H262V234ZM25 234H27V233H25ZM38 234H40V235H38ZM97 234H98V232H97ZM139 234H141L140 232H139ZM149 234V233H148ZM148 234H146V235H148ZM153 234H155L154 232H153ZM152 234V235H153ZM177 234V233H176ZM252 234V233H251ZM261 234V235H262ZM100 235H102V234H100ZM129 235H131L130 237H129ZM135 235V236H134ZM150 235V234H149ZM253 235V234H252ZM260 235V234H259ZM73 236H74V233H73ZM98 236V235H97ZM134 236V238H131V237H133ZM144 236V235H143ZM172 238H169V239H174V237L176 236H174V234L173 235H170ZM254 236V235H253ZM252 236V237H253ZM263 236V235H262ZM68 237V238H67ZM250 237V236H249ZM258 237V236H257ZM69 238H71V239H69ZM128 238V239H127ZM129 238H131V239H129ZM138 238H141V237H138ZM176 238V237H175ZM254 239H256L255 238V236L253 237ZM262 238H264V236L262 237ZM260 239L261 241H263V239ZM50 239V238H49ZM69 239V240H68ZM72 239L74 240V241H76V242H74L75 243V245H74V243H73V241H72ZM179 239V238H178ZM139 240V239H138ZM258 240V239H257ZM72 241V242H71ZM94 241V240H93ZM170 242H173L174 243V245H177V243L178 242H180L179 240H178V242H176V241H171L170 240ZM253 242V241H252ZM58 243H61L60 245H62V247H60L59 245H58ZM130 243V244H129ZM78 244V245H77ZM94 244H95V242H94ZM124 244H126V245H124ZM133 244V243H132ZM181 244V243H180ZM80 245V246H79ZM85 245V246H84ZM124 245V247H122ZM78 246V247H77ZM96 246H98V244L96 245ZM128 246H126V247H128ZM264 246V245H263ZM263 246H262V248H263ZM64 247V248H63ZM77 247V248H76ZM79 247H80V249H79ZM125 247V248H126ZM133 247V246H132ZM183 247V246H182ZM181 247V248H182ZM194 247H195V245H194ZM198 247H200V246H198ZM205 247V246H204ZM124 248V250H123V252L126 250ZM206 248V250H208L207 249V247H205ZM233 248H235V247H233ZM19 249V248H18ZM18 249H16V250H18ZM54 249V248H53ZM52 249V250H53ZM128 249V248H127ZM187 249V248H186ZM195 249V248H194ZM210 249V248H209ZM236 249V248H235ZM15 250V249H14ZM15 250V253L17 252ZM51 250V249H50ZM61 250V251H60ZM119 250H121L120 252H119ZM183 250H185V248H183ZM188 250V249H187ZM198 250V248L196 249V251ZM203 250H205L204 248H203ZM205 250V251H206ZM211 250V249H210ZM240 249H238L237 251H239ZM255 250H257V249H255ZM63 251V252H62ZM195 251V252H196ZM260 251V250H259ZM263 251H264V249H263ZM21 252V251H20ZM126 252V251H125ZM261 252V251H260ZM122 253V254H121ZM203 253V252H202ZM201 253V254H202ZM257 253H258V250H257ZM9 254V253H8ZM10 254H11V252H10ZM9 254V255H10ZM62 254V255H61ZM127 254V253H126ZM213 254V253H212ZM239 254V253H238ZM260 255H262L261 253H259ZM17 255V254H16ZM125 255V253L122 255L123 257H125L124 256ZM127 255H129V252H128V254ZM203 256H204V254H202ZM240 255H242V257L244 256L243 254H240ZM51 256H54L53 254H51ZM120 257V259H122L123 257ZM200 256V255H199ZM209 256V255H208ZM257 256H258V254H257ZM9 257V256H8ZM20 257V256H19ZM195 257V256H194ZM204 257H206V256H204ZM210 257V256H209ZM262 257V256H261ZM3 258V257H2ZM55 258V257H54ZM126 258V257H125ZM200 258V257H199ZM207 258V257H206ZM220 258V257H219ZM11 259V258H10ZM197 259H198V254H197ZM201 259V258H200ZM208 259V258H207ZM5 260H8V259H2V260H0L1 261V263L0 264H20V263H18V258L17 259H14V261L13 260H8V261H5ZM16 260H18V261H16ZM199 260V259H198ZM204 260H206V259H204ZM203 260V262H205ZM211 259H209V261H210ZM16 261V262H15ZM50 261H51V259H50ZM121 261V260H120ZM129 261V260H128ZM208 261V260H207ZM209 261H208V264H212V263H209ZM221 261V260H220ZM20 262V261H19ZM21 262H23V261H21ZM55 262H54V264H55ZM92 262L90 263V264H92ZM132 262V261H131ZM50 263H53V261H51ZM199 263V262H198ZM24 264H26V263H24ZM88 264V263H87ZM133 264V263H132ZM195 264H196V262H195ZM203 264H205V263H203ZM221 264H222V262H221ZM224 264V263H223Z\"/></svg>", "mask_w": 264, "mask_h": 264}]
</instances>
